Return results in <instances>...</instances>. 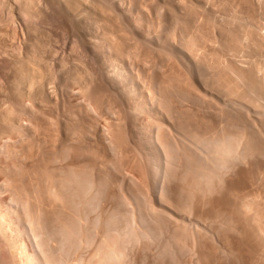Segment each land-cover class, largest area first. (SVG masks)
Here are the masks:
<instances>
[{"label":"rangeland","instance_id":"1","mask_svg":"<svg viewBox=\"0 0 264 264\" xmlns=\"http://www.w3.org/2000/svg\"><path fill=\"white\" fill-rule=\"evenodd\" d=\"M28 1H26V0H7V1L6 0H0V5H1L0 6V23H1L0 24L1 25L0 26V63L2 64V65L0 64V83H1L0 84V110H1L0 111V119L2 118L0 120V128H1L0 129L1 130L0 131L1 132L0 133V145H1L0 146V213L1 214L0 215L1 216L3 215L2 217L5 218L4 221H6V223L9 224V225L6 224V226H5V229L8 228L7 229L8 231L7 230L5 231L7 233L6 237L8 236V238L10 237L13 240L15 239L16 242L18 241L17 246L15 248L16 250L15 249L13 250V249H10L9 246H7L8 244H6L8 238L6 239V237L0 236V264H11V263H14V264H30L31 260H30L29 256L32 253H34V251H36L38 249L36 244H35L36 243L35 241H34L35 243L32 242V243H34V244H32L30 242V239L27 236V234L23 233V232H19V230L16 228L17 225L16 224L13 225L17 220L16 219V213H15L16 201L23 194L24 195L26 194V195L25 196L23 195L20 199H24V201H27L29 205L31 204L30 209L37 210L36 208H38L39 214L42 215L41 218L43 217L41 219V222L44 219L47 222L46 223L45 221H43V222H45L44 224L40 223V227H39L40 231L43 230L42 226L47 224V226H50V227H46V225H45V227L47 228L48 231L43 230L42 232H46V234L50 233L49 235L56 233V234H54V235H56L55 237H54V235H52V237H51V239L55 238V240L52 241L50 239L52 241L51 244L55 248H56V246H59V245H57L59 242V241L57 242V240L60 239V242H61V238H60L61 234L59 233L60 234V236H59V234H58V232H56V230L55 231L53 230L54 233H51V231H52L51 228L54 227V229H55L56 227L57 228L59 227L57 225L58 222H56L55 220H57V218L63 219L64 213H65L64 219H67V217H68V220H69L70 219L69 216H71V220L72 219L76 220L78 217L75 218V216H74L75 212L73 213V211L76 208V206H75L76 204H77V209L79 210V213L81 214V216L84 215L85 213L86 214L84 216H86V217H87V215L89 216L86 219L87 223L89 225L87 223H85L87 225L86 226L85 224H83L84 221H86L85 218H83L84 216L81 217L80 214L77 213L78 212V210H77L76 214L79 215L80 219L83 218V220H84V221L81 220L82 223L79 225L78 229L76 227L77 232L79 231V233H80V231H82L81 233H83V230H85L84 228L87 229L91 225L92 220L94 218H96V216L98 218L101 217V218H99V220L98 219L93 220L94 223H95V221L97 222V220H98V222L101 223V224L97 223V225H99V227L97 225L92 227L94 225L92 223L93 225L91 227L93 230L90 227H89V229H87V230H89V232H90V230H92L91 232L94 233L93 232L94 229L96 230L95 227H98V230H96V232L94 233V234H97V236L92 235V236H94L91 239L92 244L90 243V245L83 247V248H80L78 250V252H76V253H75V251L73 252V250H71V252H73V254H70L72 257H73V255L76 256V255L80 254L79 256H81V257L85 256L84 258L88 259L91 255H93V253H92L93 250L94 251L96 250V249H94V247L98 248L97 243L100 245V241L102 240L101 238L104 239L105 235L107 238L108 237H111V239L114 238L112 240L109 239V241H110V243L108 241L109 244L114 243L116 240L115 238L119 239L121 230L127 224L126 221L130 218V217L129 218H127V217L129 215H131L132 213H134L135 218H136V225L138 223H141V221H142V223H141L142 225L140 224V227L141 226L142 227L144 226V227H143V229H141L142 228L141 227L140 230H143L141 232H145V234L146 233L147 234L144 235L145 237L143 236L144 233L141 234V238H140L139 235L141 232L138 228V230H139L138 236L139 237L137 238V240H135V242L133 240L134 243L129 242L130 245H126V246L125 245L122 246L123 243L120 244V246H121L120 249H122V252L124 253L123 256H125L127 254L125 256V258H122V262H124L125 264H142L143 260H144L143 264H148V263L149 264H189V263L190 264H216V263H218V264H228V263L229 264H264V261H263L264 260V256H263L264 252L261 253L260 249H262V248L257 247V243H258V246L260 245L259 244L260 243L259 237L258 236L256 237V239H258V240H256L257 243L255 242V240H253L255 242L254 244H253V241L251 238L252 236L254 238L256 236V235L252 234L254 230L251 228V231H250V226H247V223L245 222L246 223L245 224L243 220H242L243 224L238 223L241 220L240 216H238V217H240L239 220H238V217L234 216L235 217V219H234L235 221H233L234 223L231 220L228 222V220L230 218L233 220V217H230L232 212L229 209H231V206L234 207V205H235V204L234 205L232 204L235 201L234 198L239 199L238 198L239 196L247 197V195H248L250 199H255L254 196H257L256 197L257 199L255 201L259 200L260 203L262 201H263L262 203H264V189H263L264 188V184H263V182H264V153L263 152L264 151L262 152V150H264V149L262 148V150H261L259 147V145L260 146L262 144L264 145V138H263L264 137V132H263L264 131V125H263V123H264V112H262L263 110L261 111L258 108H257L258 109V111H257L254 108L255 106L253 108L251 107L255 104L253 102V100L256 98V94L251 92L253 90H251L252 87L249 86V83H251L250 85L253 86L254 85L253 82H256V79H258L257 82L259 81V83L261 82L260 80H264L263 79L264 77H262V73L264 72V71L262 72V70L264 69L263 68L264 67V63H263L264 62V0H213L214 2L212 0H120L121 2L119 0H115V2H113L114 0H93V1L92 0H70L71 2H68L69 0H67V1L66 0H48L45 2H43L44 0H32V3L30 2V0H28ZM39 1H40V3L38 5ZM74 1H76L78 3V5ZM78 1L81 4H83V5H81V7H79L80 4ZM27 2H28V4H26ZM34 2H36V4H37L36 6L34 5ZM73 2L75 3V5H72ZM69 3H71V4H69ZM19 4H21V5H19ZM46 4H47V6H46ZM67 4L69 6H67ZM4 5H6V6H4ZM22 5L23 6L26 5L28 7L23 8ZM40 5H41V7H40ZM62 5L64 7L60 8L59 6H62ZM71 5L76 6V8L71 7ZM29 7H31V9H29ZM69 7H71L70 8L71 10L69 9ZM7 8H9L8 11H7ZM19 8L20 9L22 8L21 10H23V11L19 10ZM32 8H33V10H32ZM72 8H75V9L72 10ZM81 9H83V10H81ZM32 11H33V13H32ZM79 11L81 13H79ZM21 12L23 15L21 14ZM24 13H25V15H24ZM75 13H77V14H75ZM82 13H84V14H82ZM28 14H29V17H28ZM37 15H38V18H37ZM47 15H49V16L43 17V16H47ZM2 17H3V22H1ZM31 18H33V19H31ZM47 18L50 20H48ZM83 18H85V19H83ZM163 18H164V20H162ZM38 19H40V20H38ZM8 20H11V21H8ZM25 20H26V22H25ZM42 20H43V22H42ZM179 22H180V24H179ZM5 23H7V24H5ZM10 25H13L12 28ZM29 25L30 26L32 25V26L29 27ZM256 25H258V27H256ZM33 26H34V28H32ZM37 26H39V27H37ZM248 26H250L251 29L254 28V30H256L254 32L261 30L260 32L263 33L262 34L263 36L260 35L261 33L259 34V32L257 33V35L256 34L253 35L254 32ZM13 27H15V28L13 29ZM25 27H27V28H25ZM44 28H46V29H44ZM1 30H2V32H1ZM37 30L40 31V33H38ZM44 30L47 31V33ZM41 31H42V33H41ZM13 32H14V34H13ZM242 33L244 34V36ZM48 34H49V36H48ZM168 34H169V36H168ZM245 34H246V36L248 34L247 37L249 39L246 38ZM7 36H9V37H7ZM119 36H120V38H119ZM44 37H45V39H44ZM194 37L198 41H196V40L194 41ZM198 37H200V38H198ZM256 37L258 40L256 39ZM190 38H191V40H190ZM192 39H193V41H192ZM238 39H240V40H238ZM244 39H245V41H243ZM8 40H10V41H8ZM27 40H28V42H27ZM237 40H238V42H237ZM250 40H253L254 42L252 41L253 42L252 43ZM44 42H45V44H44ZM186 42L188 44L190 42L191 43L195 42L192 44L197 45V46H195V48L197 49V50L195 49L196 53H193V52H195L194 48H192L193 45L190 43L191 44V47H190ZM196 42H197V44H196ZM231 42H232V44L234 43L233 45L235 48H232L233 45L231 44ZM241 42H242V44H241ZM24 43L26 44V46ZM35 43L37 44V46ZM46 43H47V46H46ZM237 43H239L238 44L239 46L237 45ZM251 43L253 46L251 45ZM20 44H21V46H20ZM182 44H183V46H182ZM249 44H250V46H249ZM256 44H258V45H256ZM28 45H30V46H28ZM231 45H232V47H231ZM251 46L253 47L252 50L250 49ZM46 47H48V48L46 49ZM125 47H126V49H124ZM186 47H188V48H186ZM246 47H248V49ZM237 49H238V51H236ZM241 49H242V51H241ZM43 50H45V51H43ZM239 50H240V53H239ZM243 50L246 52H244ZM39 51H41V53ZM259 52H260V54H259ZM8 53H9V55H8ZM34 53H37V55ZM195 54H196V57L194 60L193 56H195ZM12 55H13V57L14 56H16V57L13 58ZM33 55H35L36 57H34ZM45 57H46V59H45ZM251 57H253V58H251ZM262 57H263V60H261ZM15 58H16V60H15ZM197 58L199 60H197ZM22 59L26 60V62L29 59L30 60L29 62H31V63L37 59L36 61H34V63H36L35 65L33 63L32 64L30 63V66L27 68L28 70L25 68L27 71L24 70V68H22L24 72L26 71V73L31 69V71H30L31 73L28 72L29 76H32V74L33 75L36 74V76H33V82H34L33 85L34 84L35 85L30 86L31 88L30 87L28 88L29 84H27V83L24 84L25 80H24V78L21 77V76H23V72H21L22 71L21 67L23 66L22 65L23 63L20 62V61H22ZM212 60L213 61L215 60V61L212 62ZM39 61L41 63H39ZM204 61H206V63ZM256 63H257V65H256ZM41 64H43V65H41ZM31 65L34 68H38L37 70H39V72L41 70L42 74L41 75L37 74V73H39L37 70L33 71ZM145 66H147L148 68L147 67L145 68ZM251 66H252V68H251ZM208 67H210V68H208ZM11 68H13V69H11ZM48 68L50 70H48ZM261 68H262V70H261ZM149 69H150V71H149ZM256 69L257 70L259 69V72L261 71L260 72L261 73L260 78H262V79H260L258 77L259 72ZM14 70L15 71L17 70V71L14 72ZM226 70L230 71V73ZM231 70L238 72V73L234 74L235 72H232ZM254 70H256V71H254ZM18 71H19V74H18ZM226 72H227V75L225 74ZM251 72L252 73L255 72L256 74L258 72L257 75L254 73V75L257 76V78H255L254 81L252 80L253 78L251 76H253V77H255V76L253 74H251ZM12 73H14V74H12ZM247 73H249L250 76H249V74L247 75ZM231 74L234 77H235V75L238 74L237 76L239 78L238 79H237V77L233 78V76H231ZM243 74H244V77L246 79L243 77ZM13 75H15V76H13ZM37 75L38 76L40 75V78H42L41 83L39 82L40 78H38ZM263 75H264V73H263ZM227 76H228V78L231 76L229 78V81H230L229 84L230 85L233 84V86H234V87L232 86L233 89H235V87L238 88V86H239L240 87L239 90L243 92L242 98L240 96H238L239 98L235 96L234 101L237 104L235 102H234L235 104H232L233 102H231L229 104V102H230L229 99L230 98L232 99L234 95L229 96V95H231V94H229L228 96H226L228 94L227 92H229L226 89H229V88H226V87L221 85L222 84L221 81H224L223 80L224 78H225V80L226 79L228 80V78H226ZM34 77H36V78H34ZM20 78H22V79H20ZM231 78L235 79L234 82H233V79H231ZM37 79H38V81H37ZM140 79H142V80H140ZM20 80H24V82L20 81ZM215 80H216V82H215ZM239 80L240 81L246 80L248 82V84H247V82H243V83H242V81L239 82ZM13 81H14V84L16 82L15 85L13 84ZM42 81H43V83H42ZM158 81H160V82H158ZM236 82H237V84H236ZM17 83H18V86H17ZM21 83H22V85H21ZM2 84H4V85L2 86ZM10 84H11V86H10ZM172 84H173V86L175 84L174 88H173ZM116 85H117V87H116ZM168 85H169V87H167ZM235 85H238V86H235ZM25 86L28 89H26ZM38 86L40 88H37ZM163 86H165L164 88H166V89H164ZM244 86L246 88H244ZM5 87H7V89ZM127 87H130V88L128 89ZM14 88H16V89H14ZM133 88H135L134 89L135 91L133 90ZM3 89H6V90H3ZM10 89H12V90H10ZM36 89H39V90H36ZM213 89H215V90H213ZM216 89H218V90H216ZM17 90L20 92H18ZM43 90H45V91H43ZM236 90H238V89H236ZM120 92H122V93H120ZM163 92H165V93L163 94ZM229 93H231V92H229ZM181 94H183L185 96H183ZM253 94H254V96H253ZM6 96H7V98H6ZM22 96H23V98H22ZM187 96L189 98H187ZM156 97L158 98V100L156 99ZM227 97L228 98L230 97V98L228 99ZM251 97H253V98H251ZM20 98H21V100H20ZM171 98H172V100H171ZM236 98H237V101H236ZM9 99L12 101L10 102ZM183 99H184V101H183ZM227 99H228V101H227ZM250 99H252V101ZM19 100H20V102H19ZM165 100H166V102H165ZM178 100H179V102H178ZM241 100H244V102ZM174 101H175V103H174ZM248 101L250 104L248 103ZM238 102L242 103L243 105L245 103V106L242 107L243 105L238 103ZM7 103H8V107H7ZM9 104H10V106H9ZM18 104H19V106H18ZM21 104H23V105H21ZM138 104L140 106H138ZM246 104H248L249 106ZM154 105H157V107ZM225 105L227 106L226 109H225V107H226ZM1 106H2V108H1ZM14 106H15V108H13ZM41 106L43 108H41ZM247 106H248V108H247ZM4 107H5V109H4ZM143 107H144V109H142ZM151 107H153L152 109L154 111L151 109ZM235 107H237V108L233 109ZM240 107H241V109H240ZM23 108H25V110ZM242 108H244V109H242ZM251 108L254 110L252 111ZM9 109L14 111L13 113L15 115ZM139 109H142V110H139ZM16 110H17V115H16ZM22 110H24V111H22ZM137 110H138V112H137ZM156 110L158 113L156 112ZM132 111H134V112L136 111V112L134 113ZM161 111H163V112L161 113ZM182 111L185 113H183ZM186 111H188V112H186ZM237 111L240 113V115H239V113H237ZM241 111H242V113L243 112L244 113L242 114ZM251 111L253 114L251 113ZM260 111H261V113L258 114V112H260ZM165 112H167V113H165ZM168 112H170V113H168ZM180 112H182V113H180ZM234 112H236V113L234 114ZM246 112L248 113V115L246 114ZM11 113H12V115H11ZM171 113H172V115H171ZM241 114H242L243 118L240 117ZM7 115H9V117ZM128 115H130V116H128ZM173 115H174V118H173ZM150 116H152V117H150ZM236 116H238L240 119ZM184 117L186 120L184 119ZM245 118H247V119H245ZM19 119H21V120H19ZM149 119H150V121H149ZM172 119H174V120H172ZM190 119H191V121H190ZM236 120H238V121L241 120V122L236 123L237 122ZM152 121H153V123H152ZM16 122H17V124H16ZM48 122L49 123L51 122L50 125ZM158 122L160 124L163 123L165 125L164 126H163V124L160 125V124H158ZM213 122H214V124H213ZM232 122H234V123H232ZM247 122H248V124H247ZM235 123L238 126H241L242 128L238 127ZM19 124H20V126H19ZM156 124H157V127L160 125V126H162L161 128H163L165 130L164 135H168V136H165V139L168 138L167 139L168 142H166V143L173 141L172 143L170 142L171 147L174 146V148H175L176 145L180 143L179 145H177L178 147H176V149H178V151L176 149L173 150L174 153H175V151H177L176 155L171 151L173 153V156L176 157V159H173L171 154L170 155L165 154L163 150H160V151L163 152L164 154H162L159 151L161 153V155H160L161 157L156 155V154L159 155V153H157L158 151H155V148L160 143V141H159V143L157 142L158 139H157V135H156L157 132L159 131L156 129H159L160 126L157 128ZM219 124L224 126L223 129L226 128L224 131L225 136L228 132H229L228 134H231L233 136H235L236 134H237L236 136H238V135L244 136L245 135L244 137L246 140L244 139V137L242 139L243 140L242 141L243 148H241V146H242L241 145L239 148L240 151L238 150L239 151L238 153H240L239 154L240 159H239V157L237 159H236V157H234L235 159L234 158H233L234 160L232 159L231 164H230V162H231V160H230V162L228 163V166H226L227 168L225 167L226 170L230 168L229 171L227 170L228 171L227 172L224 169V171L226 173L223 170H221V171H223L221 173V171H219L220 169L217 168L216 174L219 173V174H217V175H219L217 179H220V181H221V179L223 180V182L220 183L216 179L217 176L214 177V181H217V183H219L221 186V188L219 187L220 189L218 190V192H215V194H214V192H210L209 194H211V195H207L206 193H201L202 196L199 195V192H196L197 194L193 198L191 196H192V194L195 195V193H192L193 191H195L194 189H193V191L191 190L192 194L190 196L187 193L188 189L190 190V188H188L187 184H189L192 181L193 178H191V177L194 174L192 172H195V171H193V166H194V169L195 168L199 169L200 167L199 166L197 167L196 165L199 163L202 164L204 162L203 168H205V170H206L207 168L212 167L211 165H215L214 164L215 162H214V160L213 161L210 160L211 162L208 163V160H206V157H205V153L203 152V155H202L201 148H198V145L196 143H191L193 141H191L190 140L191 138H188V137L189 136L193 137L194 134H196L197 136L195 135L194 137L199 138V133L200 134L202 133V135H200V136L203 138V136H204L203 134H205V136H206V135H208V133L210 131H211V133H214L215 130L213 129V127L216 130L222 129V126H219ZM245 124L247 126L251 125L250 127H252V131H251V129H249V127H244L243 125H245ZM14 125H16V126H14ZM44 125L46 126V128ZM67 125H69V126H67ZM70 125H72V126H70ZM153 125H155L156 128L153 127ZM166 125H167V127H166ZM225 125H227V126H225ZM233 125H235V126H233ZM98 126H99V128H98ZM150 126H152V127H150ZM193 126H194V128H193ZM20 127H21V129H20ZM235 127H236V129H235ZM153 128H155V129H153ZM18 129L22 130V131H20L21 133H19ZM50 129H51V131H50ZM166 129H167V131H166ZM190 129H192V130H190ZM231 129L233 130V132ZM241 129L242 130L244 129L245 134L243 133V131H241ZM3 130H5V131H3ZM15 130H16V133H15ZM149 130H152V131H149ZM153 130H156L157 132L153 131ZM169 130H171L172 132ZM188 131H191V132H188ZM198 131H200V132H198ZM235 131L236 132L238 131V133L233 134V133H235ZM253 131H254V134H253ZM255 131H257V132H255ZM246 133H248V134H246ZM3 134H5V135H3ZM28 134H29V136H28ZM162 134H163V132L161 134H159V136H161ZM20 135H21V137H20ZM169 135H170V137H169ZM255 135H256V137H255ZM262 135H263V137H262ZM205 136H204V138H205ZM249 136H251V137H249ZM11 138H12V140H11ZM250 138H253V139H251L252 141H250ZM257 138H259V139H257ZM28 139H29V141H28ZM262 139H263V142H262ZM259 140H261V141H259ZM245 141H247V142H245ZM256 141H258V142H256ZM244 142H245V144H243ZM249 142L251 144H252V142L256 143V144H252L253 146L256 145L255 148L251 145L254 148L253 149L254 152L250 149L253 152V153H251V155H250V150H249V148H251ZM154 143L155 144L157 143L158 145L154 146ZM13 144H14V146H13ZM247 145L249 146V148L246 149L245 147H248ZM47 146H48V149H47ZM258 147L260 150L257 151ZM26 148H28V149H26ZM188 148H189V151H188ZM153 149H154V152L152 151ZM170 149L171 148H169V151H170ZM255 149H256V151H255ZM19 150H20V152H19ZM156 150H158V148ZM246 150H247L248 154L247 155L245 154V156H246V158H245L243 155H244V153H246L245 152ZM26 151H27V153H26ZM32 151H35V152H32ZM81 151L83 152V154ZM169 151H167V152H169ZM260 151H261V153H260ZM152 152H153V154L156 152V154H154L155 158L152 155ZM198 152H199V154H201V158H199V160L197 157ZM241 152H244V153H241ZM49 153H50V155H49ZM195 154H197V155H195ZM257 154H259V155L257 156ZM192 155H193V157H192ZM194 155H195V157H194ZM151 156L153 157V160L157 159V157H158V159L156 160L157 162L159 161L158 165H157L158 168L156 167L157 162L154 161L156 163L155 164L153 162V160L151 161V159H152ZM168 156H169V159L166 160V158H168ZM170 156H171L172 160H170L171 159ZM255 156H256V158H255ZM28 157H29V159H28ZM202 157H205V159ZM103 158H104V160H103ZM188 158L190 161L189 163H191L190 166H189V164H186V163H188V161H187ZM200 159L202 161H200ZM249 159H251V160H249ZM51 160H54V161L52 162ZM105 161H107V163ZM173 161H175V162H173ZM233 161H235V162H233ZM107 164H108V166H107ZM205 164L209 167L206 168ZM229 164L232 165V167H230ZM90 166H91V168H90ZM74 167H75V169H77V171H79L78 173L81 175H80V180L78 179V182H76V180H72V183H73V181L76 183H79L82 179V175L84 176L85 174H86L85 176L87 177V179H86V177H84V178L86 180L92 181V182L94 181L93 186L95 187L94 188L95 190L93 189L92 191H93V193H96V194L92 193L91 198H90L91 193L89 194L90 196L89 195L86 196V198H88V199L90 198L89 201H87V199L84 198L85 197V196H83V195H85L84 191L81 192V190H83L82 187H83L85 182L83 183V185L81 184L82 187H81L80 183L83 182L84 178L82 179V182L77 184L79 186L78 188L81 187V189L79 190L80 191L79 194H78V188L75 187L76 183L75 184L70 183V186L73 185L72 188H77L76 189L77 194L75 193L76 195L73 194L74 193V192H72L73 189L71 191V187H69V184L67 185V183H69L71 181L70 179H69L70 180L69 182L67 180L68 178L71 177L69 174L70 169L74 168ZM190 167H192V168H190ZM78 168H80V169H78ZM169 168L173 169V170L171 171ZM187 168H190V169H187ZM185 170L188 172L186 173ZM191 170H192V172H191ZM255 170H257L258 172L256 173ZM87 171H89V172H87ZM201 171H202V168H200V171L197 170V172H199L200 174L201 173L203 174V172H201ZM253 171L255 174L253 173ZM155 172H157V173H155ZM261 172L263 173V175L260 174ZM3 173H4V175H3ZM44 173H47V174H44ZM227 173H229V174H227ZM48 174L50 175V177ZM155 174H157L158 176ZM187 174H189V176H187ZM222 174L224 175L223 177H221ZM51 175H53V176H51ZM88 175H89V179H88ZM185 175H186L188 180L184 177ZM45 176H47L49 178L46 179L47 177H45ZM62 176H69V177L67 178V177H62ZM90 176H91V178H90ZM153 176H155V177H153ZM172 176H173V178H172ZM196 176H197V174H196ZM261 176H262V178H261ZM113 177H114V179H113ZM248 177H250V178H248ZM10 179H11V181H10ZM51 179H52V184H54L53 186H55V188L58 187L56 189V191L58 192L60 190L59 192L61 194L58 192L59 193L58 195H60L59 197L64 196L63 198H58L57 200L55 197L56 201H53L54 198L50 200V198H52V196H53L50 193V189H51L50 186L52 185ZM63 179H65L67 181H65ZM156 179H158V180L156 181ZM200 179H201V177H200ZM61 181H63V183H61ZM182 181H184V182H182ZM185 181H187V182H185ZM255 181H256V183H255ZM258 181H259V183H258ZM64 182L66 183L67 187H69V189L68 188L66 189V187H64V185H63ZM55 183H57V184L60 183V184L57 185ZM217 183L216 182L214 183V184H216L215 186L218 185ZM61 184H62L61 188L63 190L60 188ZM107 184L109 186H107ZM162 184L164 185V187ZM214 184H213V187H215ZM252 184H254V185H252ZM260 184L261 185L263 184L262 185L263 188L261 187ZM18 185L19 186L21 185L20 188ZM232 185H234V186H232ZM158 186H161V187H158ZM235 186H237V187H235ZM47 187L49 188V191H47L48 190ZM85 187H86V185L83 188L86 189ZM64 189H65V191H64ZM165 189H166V191H165ZM184 189H186L187 191H184ZM181 190H183V191H181ZM74 191H75V189H74ZM162 191H164V194L161 195V193H163ZM220 191H221V193H220ZM46 192L47 193L49 192L51 195L50 194L47 195ZM200 192H202V191H200ZM80 193L82 194L81 195L82 197L80 196L81 199L84 198L87 203L92 201L93 204H91L92 202H90L89 203L90 205H87L84 200H80V198L78 196V195H80ZM180 193L181 194L183 193V194L181 195ZM212 193H213V195H212ZM187 194H188V198H187ZM205 194H206V197H205ZM37 195H39V196H37ZM123 195H125V196H123ZM164 195L166 196L165 199L163 198ZM258 195H259L260 199L258 198ZM99 196H101V197H99ZM208 196H209V199H211L214 196L211 200L212 207H211V205H209L210 201L208 199ZM32 197H34V198H32ZM204 197H205V199H204ZM224 197H226V198H224ZM26 198H27V200H26ZM76 198H78L79 200L77 199L78 201H76ZM217 198H218V201H216ZM59 199L61 201V203L59 202V204L61 206H62V200L61 199H63V201H65V202H63L64 207H61L58 204L57 201H59ZM160 199H162V200H160ZM207 199H208L207 204L209 205V208H207L208 205L205 203V201ZM213 199H216V200L214 201ZM163 200H164V205L166 204L165 205L166 207L162 203ZM166 200L170 201L169 202L170 204H168ZM221 200H223V201H221ZM229 200L230 201L234 200V201L230 202ZM74 201H76L78 203L74 204ZM80 201H84V203L86 205ZM132 201H133V203H132ZM135 201H136V203H135ZM202 201H204V203ZM224 201L227 204H225ZM237 201L238 200H236V202ZM33 202H35V203L32 206ZM38 202H40L39 203L40 205H38ZM50 202L52 204H50ZM67 202H69V203H67ZM79 202L81 204H83L85 207H81L83 205H81ZM171 202L173 204H171ZM185 202L187 204L192 203V207L189 206V205H191V204H189L188 205L189 209H188L186 207L187 205ZM197 202H199V203H197ZM216 202H218L219 204ZM221 202L223 204H221ZM229 202L231 203V206H230ZM72 203H73V206H72ZM161 203L163 206L161 205ZM181 203L182 204L185 203V204L182 205ZM56 204H58L59 206ZM95 204L98 206H95ZM126 204H127V207H126ZM200 204H201V206H200ZM256 204H258V203H256ZM41 205H43V207ZM65 205H66V207H65ZM93 205H94V207H93ZM151 205H152V209H151ZM153 205L154 206L156 205L155 208H157V210L161 209L162 211L164 210L165 212L163 213L162 211L161 212L159 210L157 211L154 208V210L157 211L160 215L158 214V216H157L156 214H154L155 211L153 213L152 212L150 213L149 211L153 210V207H154ZM168 205L170 206V208ZM173 205L175 206V208L177 210L174 208ZM213 205L217 206V208ZM220 205L222 206V208L220 207ZM226 205H228V206H226ZM87 206L90 207V212H88L89 208ZM167 206H168V208H167ZM182 206H184V209ZM84 208H85V212L82 213L84 211ZM91 208H92V210H91ZM186 208L188 209V211ZM190 208H193V210ZM54 209H55V211H54ZM86 209H87V211H86ZM143 209L146 211H144ZM171 209H172V211H171ZM182 209L184 210V212L183 211L181 212V214H183V215H181L179 213ZM213 209H214V211H213ZM221 209L224 212L223 216H222L223 212L222 211L220 212ZM11 210L14 212V214ZM51 210H52V212H51ZM38 211H37V213H38ZM42 211H45V213ZM139 211H140V214H139ZM166 211H167V213H166ZM185 211H186V213H185ZM200 211H202V212L200 213ZM211 211H212V213H211ZM216 211L219 212V214ZM58 212L61 214L58 215ZM170 212H171V215H167ZM214 212L217 213V218L219 219V222H217V223L215 222L217 220V218H216V214ZM42 213H44V215ZM69 213H71V214L73 213L72 214L73 218H72V215H68ZM172 213H173V215H172ZM54 214H56L57 217ZM110 214H111V216H109ZM121 214L124 216H122ZM141 214L143 215L144 219L141 216ZM191 214H193L194 216ZM211 214L213 215V217L215 216L216 220L212 217ZM161 215H166V217L165 216L163 217ZM179 215L181 216V219L177 217ZM200 215H201V217L203 216V218L206 217L205 218L206 221L208 220L207 217L210 218V216H211L209 221H211V219L213 221V219H214L213 223H215V224L210 223L211 224V226H210L208 221L206 222L205 219H203L201 221V223L204 222L203 223L204 225L201 226V224L200 223L199 224L202 227V229H204L206 231H204V230L200 231L201 233H204V234L201 235V233H200L199 234L200 236H199V235H197L198 234L197 232H199V230L197 231V228H195V227H198L199 224H198V226L195 224H197V222H198L197 219H198V217L200 218ZM156 216H157V218H156ZM111 217L116 218V219L112 218L113 222H114L113 224H115L117 226V227L116 226L113 227V229L111 228V226H113L112 224L107 226L109 223L107 220L111 219ZM124 217H126V218L124 219ZM173 217L177 218V220H179V221L181 220V222H182L181 225H180V222L176 221V219L174 220ZM185 217H187V219H184ZM243 217H245V216H242V218ZM120 218H122V219H120ZM182 218L184 220H186V222H189V224L186 222H183L184 220ZM50 219H51V221H50ZM88 219H90V220H88ZM100 219H103V220H100ZM192 219L194 221H197V222L196 223L192 222L195 224H190V222L193 221ZM201 219L202 218L199 219V222ZM226 219H228V220H226ZM68 220H64V221H68ZM109 221L112 223L111 220H109ZM143 221H144V223H143ZM220 221H221V223H220ZM254 221L255 220L251 221V224L252 225L255 224L254 226H257L258 222L255 223ZM12 222H13V224H12ZM72 222H74V221L72 220ZM89 222H91V223H89ZM178 222H179L180 226L178 225ZM55 223H57V224H55ZM105 223H107V224H105ZM118 223H120V225ZM185 223H186L185 227H188V225L191 226V227H188L189 230H187L188 228L185 229L183 227L185 225ZM230 223L234 226V228L235 227L236 228L234 229L232 225L229 226ZM220 224H221V226H218ZM244 224H245V226H247V228H249V230L244 226ZM81 225H83L82 226L83 229L80 228ZM84 225H85V227H84ZM138 225H137V227H139ZM157 225L159 227H157ZM192 225L194 226V230L196 229L195 231L197 233V234L195 233L196 235L195 234H193V235L200 237V239L196 238V237H195L196 238L195 239V238H193L194 236L191 235L192 233L190 234V232L192 231L191 228H193ZM208 225L210 228L208 227ZM241 225H243L245 228ZM73 226L75 227V225H73ZM258 226L260 227L259 224H258ZM28 227H29V225L26 226V228H28ZM106 227L111 228L112 233H113L114 229H115V231L118 229L120 230L121 228L122 229L120 231L118 230L119 234H118V231H116L115 234L111 233V235H116V233H117V235H119L118 237L117 236L112 237L110 235L109 236L107 235L111 231H110V229H108L109 232H108V230L106 231ZM166 227H167V229H166ZM174 227H176V228H174ZM199 227H198V229L201 228V227L200 228ZM48 228H50V229H48ZM207 228H208V230H207ZM242 228H243V230H242ZM256 228H258V227H256ZM260 228H263L262 225ZM176 229H177V231H174ZM178 230H180V231H178ZM241 230H242V232H245L244 230H248V231L246 233L242 234ZM57 231H59V229ZM105 231L107 234L105 233ZM150 231H151V233H150ZM184 231H185V233H184ZM221 231H222V234H221ZM249 231H250V233L252 232L251 236H250ZM256 231H259V228ZM86 232H88V231H86ZM86 232L83 234L80 233L81 236L83 235V238H84V236H86ZM181 232L183 235L181 234ZM225 233H226V235H225ZM87 234H89L90 236L89 235H87V236H89L91 238V234L90 233H87ZM149 234L150 235L152 234V235L150 236ZM246 234H247V236H244ZM57 235L59 237L58 239L56 238ZM233 235H234V237H232ZM147 236H149L150 238ZM95 237H96V240H93V238L95 239ZM106 237H105V241H106ZM90 238H88V239L84 238V239L85 240L87 239L89 241ZM40 239H42V238H40ZM40 239H39V241H40ZM197 239H199V240H197ZM47 240H49V239H47ZM113 240H114V242H113ZM228 240H230V241H228ZM247 240L248 241L251 240V242L249 241L251 244L248 243ZM93 241H95L94 242V243H96L95 245H94ZM103 241L104 240H102L101 243ZM46 242L47 241H45V243ZM50 242L47 244L50 245ZM60 242H59V244H60ZM147 242H149V243H147ZM194 242L195 243L197 242V243L195 244ZM233 242H235V243H233ZM224 243L228 246H225ZM247 243L250 245H247ZM125 244H127V242H125ZM170 244H171V246H170ZM52 245H50L49 248ZM191 245H192V247H191ZM245 245H246V247H245ZM28 246H30V248H28ZM200 246H201V248H200ZM53 247H51V248H53ZM260 247H261V245H260ZM55 248H53V249H55ZM123 248H126V249L128 248V249H127V251H126V249H124V251H123ZM249 248H251L253 250V252H250L252 250ZM56 249H59V248L57 247ZM178 249H179V251H177ZM229 250L231 252H228ZM236 250H238V251H236ZM254 250H256V251H254ZM10 251H12V252H10ZM56 251H55V253H57ZM80 251L82 253H79ZM234 251H236V252H234ZM255 252H257V253H255ZM11 253H13L15 255V257H14V255L12 256ZM198 253H199V255H198ZM89 254H91V255H89ZM165 254H167V255H165ZM225 255H227L228 257ZM161 256H164V257H161ZM257 256L258 257L261 256V258L260 257L258 258ZM76 257H78V256H76ZM13 258H14V260H13ZM239 258H241V259H239ZM75 259L76 258L74 257L73 262ZM223 261H225V262H223ZM196 262H198V263H196Z\"/></svg>","mask_w":264,"mask_h":264},{"label":"bare ground","instance_id":"2","mask_svg":"<svg viewBox=\"0 0 264 264\" xmlns=\"http://www.w3.org/2000/svg\"><path fill=\"white\" fill-rule=\"evenodd\" d=\"M6 1H7V0H6ZM26 1H28V0H26ZM45 1H48V0H44L43 2H45ZM66 1H67V0H66ZM66 1H65V2H66ZM92 1H93V0H92ZM119 1H120V0H119ZM212 1H213V0H212ZM2 2H3V1H2ZM28 2H29V1H28ZM28 2H27L26 4H28ZM30 2L32 3V0H30ZM68 2H71V1L69 0ZM74 2L77 3L76 1H74ZM74 2H73V3H74ZM78 2H79V1H78ZM113 2H115V0H114ZM120 2H121V1H120ZM170 2H171V1H170ZM207 2H208V1H207ZM213 2H214V1H213ZM14 3H15V2H14ZM19 3H20V2H19ZM39 3H40V1L38 2V5H39ZM73 3H72V5H75V3H74V4H73ZM160 3H161V2H160ZM205 3H206V2H205ZM24 4H25V3H24ZM29 4H30V3H29ZM47 4H48V3H47ZM47 4H46V6H47ZM69 4H71V3H69ZM79 4H80L79 7H81V5H83V4H81L80 2H79ZM96 4H97V3H96ZM110 4H111V3H110ZM231 4H232V3H231ZM19 5H21V4H19ZM30 5H31V4H30ZM34 5H35V6L37 5L36 2H34ZM44 5H45V4H44ZM48 5H49V4H48ZM72 5H71V7H75V8H76V6H72ZM77 5H78V3H77ZM98 5H99V4H98ZM143 5H144V4H143ZM0 6H1V5H0ZM4 6H6V5H4ZM67 6H69V5L67 4ZM114 6H115V5H114ZM138 6H139V5H138ZM153 6H154V5H153ZM160 6H161V5H160ZM234 6H235V5H234ZM22 7L24 8V7H28V6H26V5L23 6V5H22ZM37 7H38V6H37ZM40 7H41V5H40ZM42 7H43V6H42ZM44 7H45V6H44ZM59 7L61 8V7H64V6L62 5V6H59ZM71 7H69V9H70ZM82 7H83V6H82ZM111 7H112V6H111ZM157 7H158V6H157ZM180 7H181V6H180ZM75 8H72V10H74ZM178 8H179V7H178ZM185 8H186V7H185ZM215 8H216V7H215ZM4 9H5V8H4ZM8 9H9V8H7V11H8ZM21 9H22V8H21ZM21 9L19 8V10H21ZM29 9H31V7H29ZM29 9H28V10H29ZM36 9H37V8H36ZM39 9H40V8H39ZM41 9H42V8H41ZM47 9H48V8H47ZM132 9H133V8H132ZM155 9H156V8H155ZM238 9H239V8H238ZM14 10H15V9H14ZM26 10H27V9H26ZM26 10H25V11H26ZM32 10H33V8H32ZM37 10H38V9H37ZM42 10H43V9H42ZM44 10H45V9H44ZM70 10H71V9H70ZM78 10H79V9H78ZM81 10H83V9H81ZM96 10H97V9H96ZM101 10H102V9H101ZM213 10H214V9H213ZM226 10H227V9H226ZM21 11H23V10H21ZM52 11H53V10H52ZM66 11H67V10H66ZM68 11H69V10H68ZM84 11H85V10H84ZM173 11H174V10H173ZM196 11H197V10H196ZM13 12H14V11H13ZM28 12H29V11H28ZM28 12H27V13H28ZM30 12H31V11H30ZM88 12H89V11H88ZM109 12H110V11H109ZM118 12H119V11H118ZM32 13H33V11H32ZM40 13H41V12H40ZM45 13H46V12H45ZM77 13H78V12H77ZM77 13H75V14H77ZM79 13H81V12L79 11ZM102 13H103V12H102ZM149 13H150V12H149ZM198 13H199V12H198ZM241 13H242V12H241ZM5 14H6V13H5ZM5 14H4V15H5ZM21 14H22V12H21ZM37 14H38V13H37ZM48 14H49V13H48ZM59 14H60V13H59ZM82 14H84V13H82ZM87 14H88V13H87ZM91 14H92V13H91ZM99 14H100V13H99ZM228 14H229V13H228ZM232 14H233V13H232ZM246 14H247V13H246ZM22 15H23V14H22ZM22 15H21V16H22ZM24 15H25V13H24ZM43 15H44V14H43ZM97 15H98V14H97ZM140 15H141V14H140ZM173 15H174V14H173ZM198 15H199V14H198ZM13 16H14V15H13ZM48 16H49V15H47V16H43V17H48ZM91 16H92V15H91ZM156 16H157V15H156ZM167 16H168V15H167ZM14 17H15V16H14ZM19 17H20V16H19ZM22 17H23V16H22ZM22 17H21V18H22ZM28 17H29V14H28ZM35 17H36V16H35ZM94 17H95V16H94ZM196 17H197V16H196ZM5 18H6V17H5ZM11 18H12V17H11ZM37 18H38V15H37ZM88 18H89V17H88ZM91 18H92V17H91ZM104 18H105V17H104ZM234 18H235V17H234ZM31 19H33V18H31ZM34 19H35V18H34ZM41 19H42V18H41ZM47 19H48V18H47ZM83 19H85V18H83ZM89 19H90V18H89ZM94 19H95V18H94ZM101 19H102V18H101ZM105 19H106V18H105ZM120 19H121V18H120ZM38 20H40V19H38ZM48 20H50V19H48ZM107 20H108V19H107ZM115 20H116V19H115ZM155 20H156V19H155ZM158 20H159V19H158ZM162 20H164V18H163ZM178 20H179V19H178ZM181 20H182V19H181ZM195 20H196V19H195ZM8 21H11V20H8ZM16 21H17V20H16ZM78 21H79V20H78ZM90 21H91V20H90ZM121 21H122V20H121ZM1 22H3V17H2V21H1ZM25 22H26V20H25ZM28 22H29V21H28ZM36 22H37V21H36ZM42 22H43V20H42ZM158 22H159V21H158ZM174 22H175V21H174ZM19 23H20V22H19ZM33 23H34V22H33ZM66 23H67V22H66ZM87 23H88V22H87ZM93 23H94V22H93ZM194 23H195V22H194ZM0 24H1V23H0ZM5 24H7V23H5ZM5 24H4V25H5ZM73 24H74V23H73ZM110 24H111V23H110ZM139 24H140V23H139ZM152 24H153V23H152ZM179 24H180V22H179ZM47 25H48V24H47ZM191 25H192V24H191ZM243 25H244V24H243ZM258 25H259V24H258ZM258 25H256V27H258ZM0 26H1V25H0ZM10 26H11V28H12L13 25H10ZM15 26H16V25H15ZM31 26H32V25H31ZM31 26L29 25V27H31ZM124 26H125V25H124ZM245 26H246V25H245ZM37 27H39V26H37ZM40 27H41V26H40ZM163 27H164V26H163ZM184 27H185V26H184ZM248 27L250 28V26H248ZM7 28H8V27H7ZM14 28H15V27H13V29H14ZM17 28H18V27H17ZM25 28H27V27H25ZM32 28H34V26H33ZM118 28H119V27H118ZM182 28H183V27H182ZM244 28H245V27H244ZM44 29H46V28H44ZM79 29H80V28H79ZM109 29H110V28H109ZM121 29H122V28H121ZM131 29H132V28H131ZM142 29H143V28H142ZM166 29H167V28H166ZM250 29H251V28H250ZM250 29H249V30H250ZM255 29H256V28H255ZM11 30H12V29H11ZM15 30H16V29H15ZM42 30H43V29H42ZM77 30H78V29H77ZM128 30H129V29H128ZM186 30H187V29H186ZM251 30H252L253 32L256 31V30H254V28L251 29ZM251 30H250V31H251ZM4 31H5V30H4ZM9 31H10V30H9ZM37 31H38V30H37ZM44 31H45V30H44ZM104 31H105V30H104ZM107 31H108V30H107ZM133 31H134V30H133ZM159 31H160V30H159ZM163 31H164V30H163ZM237 31H238V30H237ZM245 31H246V30H245ZM252 31H251V32H252ZM260 31H261V30H259V31H257V32H254L253 35H254V34L257 35L258 32H259V34H260V33H261ZM1 32H2V30H1ZM16 32H17V31H16ZM29 32H30V31H29ZM45 32L47 33V31H45ZM108 32H109V31H108ZM110 32H111V31H110ZM115 32H116V31H115ZM196 32H197V31H196ZM251 32H250V33H251ZM4 33H5V32H4ZM6 33H7V32H6ZM35 33H36V32H35ZM38 33H40V31H38ZM41 33H42V31H41ZM48 33H49V32H48ZM112 33H113V32H112ZM148 33H149V32H148ZM160 33H161V32H160ZM188 33H189V32H188ZM13 34H14V32H13ZM36 34H37V33H36ZM195 34H196V33H195ZM198 34H199V33H198ZM242 34H243V33H242ZM251 34H252V33H251ZM262 34H263V33H261L260 35H262ZM2 35H3V34H2ZM6 35H7V34H6ZM6 35H5V36H6ZM41 35H42V34H41ZM68 35H69V34H68ZM75 35H76V34H75ZM98 35H99V34H98ZM113 35H114V34H113ZM118 35H119V34H118ZM126 35H127V34H126ZM132 35H133V34H132ZM160 35H161V34H160ZM173 35H174V34H173ZM183 35H184V34H183ZM188 35H189V34H188ZM199 35H200V34H199ZM11 36H12V35H11ZM44 36H45V35H44ZM46 36H47V35H46ZM48 36H49V34H48ZM121 36H122V35H121ZM124 36H125V35H124ZM124 36H123V37H124ZM168 36H169V34H168ZM191 36H192V35H191ZM243 36H244V34H243ZM245 36H246V34H245ZM247 36H248V34H247ZM247 36H246V38H248ZM250 36H251V35H250ZM250 36H249V37H250ZM262 36H263V35H262ZM262 36H261V37H262ZM7 37H9V36H7ZM69 37H70V36H69ZM113 37H114V36H113ZM149 37H150V36H149ZM152 37H153V36H152ZM184 37H185V36H184ZM186 37H187V36H186ZM254 37H255V36H254ZM11 38H12V37H11ZM11 38H10V39H11ZM15 38H16V37H15ZM15 38H14V39H15ZM40 38H41V37H40ZM117 38H118V37H117ZM119 38H120V36H119ZM121 38H122V37H121ZM126 38H127V37H126ZM155 38H156V37H155ZM159 38H160V37H159ZM198 38H200V37H198ZM236 38H237V37H236ZM246 38H245V39H246ZM250 38H251V37H250ZM4 39H5V38H4ZM25 39H26V38H25ZM31 39H32V38H31ZM44 39H45V37H44ZM113 39H114V38H113ZM184 39H185V38H184ZM186 39H187V38H186ZM240 39H241V38H240ZM240 39H238V40H240ZM245 39H244L243 41H245ZM248 39H249V38H248ZM256 39H257V37H256ZM12 40H13V39H12ZM39 40H40V39H39ZM115 40H116V39H115ZM121 40H122V39H121ZM140 40H141V39H140ZM174 40H175V39H174ZM190 40H191V38H190ZM195 40H196V39H195V37H194V41H195ZM202 40H203V39H202ZM238 40H237V42H238ZM257 40H258V39H257ZM262 40H263V39H262ZM8 41H10V40H8ZM13 41H14V40H13ZM18 41H19V40H18ZM20 41H21V40H20ZM30 41H31V40H30ZM35 41H36V40H35ZM142 41H143V40H142ZM144 41H145V40H144ZM185 41H186V40H185ZM192 41H193V39H192ZM196 41H198V40H196ZM222 41H223V40H222ZM234 41H235V40H234ZM241 41H242V40H241ZM246 41H247V40H246ZM250 41L252 42L253 40H250ZM259 41H260V40H259ZM6 42H7V41H6ZM25 42H26V41H25ZM27 42H28V40H27ZM38 42H39V41H38ZM38 42H37V43H38ZM119 42H120V41H119ZM187 42H188V41H187ZM187 42H186V43H187ZM228 42H229V41H228ZM235 42H236V41H235ZM253 42H254V41H253ZM253 42H252V43H253ZM15 43H16V42H15ZM30 43H31V42H30ZM30 43H29V44H30ZM39 43H40V42H39ZM42 43H43V42H42ZM42 43H41V44H42ZM49 43H50V42H49ZM111 43H112V42H111ZM127 43H128V42H127ZM147 43H148V42H147ZM190 43H191V42H190ZM190 43H189V44L187 43V44L191 47V44H192V43H195V42H192L191 44H190ZM226 43H227V42H226ZM252 43H251V45H252ZM2 44H3V43H2ZM22 44H23V43H22ZM24 44H25V43H24ZM33 44H34V43H33ZM35 44H36V43H35ZM44 44H45V42H44ZM114 44H115V43H114ZM196 44H197V42H196ZM200 44H201V43H200ZM227 44H228V43H227ZM231 44H232V42H231ZM233 44H234V43H233ZM233 44H232V45H233ZM238 44H239V43H237V45H238ZM241 44H242V42H241ZM258 44H259V43H258ZM258 44H256V45H258ZM16 45H17V44H16ZM192 45H193V44H192ZM198 45H199V44H198ZM232 45H231V47H232ZM245 45H246V44H245ZM259 45H260V44H259ZM20 46H21V44H20ZM22 46H23V45H22ZM25 46H26V44H25ZM28 46H30V45H28ZM36 46H37V44H36ZM46 46H47V43H46ZM110 46H111V45H110ZM127 46H128V45H127ZM182 46H183V44H182ZM195 46H197V45H193V46H192V48H194V51H195V52H193V53H196V50H197V49L195 48ZM204 46H205V45H204ZM224 46H225V45H224ZM226 46H227V45H226ZM238 46H239V45H238ZM246 46H247V45H246ZM249 46H250V44H249ZM252 46H253V45H252ZM252 46H251V47H252ZM43 47H44V46H43ZM119 47H120V46H119ZM146 47H147V46H146ZM244 47H245V46H244ZM244 47H243V48H244ZM251 47H250V49L252 50L253 47H252V48H251ZM254 47H255V46H254ZM32 48H33V47H32ZM47 48H48V47H46V49H47ZM66 48H67V47H66ZM183 48H184V47H183ZM186 48H188V47H186ZM192 48H191V49H192ZM198 48H199V47H198ZM203 48H204V47H203ZM225 48H226V47H225ZM232 48H235L234 45H233ZM238 48H239V47H238ZM243 48H242V49H243ZM246 48L248 49V47H246ZM10 49H11V48H10ZM13 49H14V48H13ZM13 49H12V50H13ZM22 49H23V48H22ZM42 49H43V48H42ZM59 49H60V48H59ZM112 49H113V48H112ZM124 49H126V47H125ZM195 49H196V50H195ZM242 49H241V51H242ZM244 49H245V48H244ZM247 49H246V50H247ZM250 49H249V50H250ZM34 50H35V49H34ZM38 50H39V49H38ZM54 50H55V49H54ZM97 50H98V49H97ZM114 50H115V49H114ZM2 51H3V50H2ZM13 51H14V50H13ZM15 51H16V50H15ZM20 51H21V50H20ZM43 51H45V50H43ZM58 51H59V50H58ZM104 51H105V50H104ZM191 51H192V50H191ZM234 51H235V50H234ZM236 51H238V49H237ZM243 51H244V50H243ZM247 51H248V50H247ZM39 52L41 53V51H39ZM46 52H47V51H46ZM119 52H120V51H119ZM164 52H165V51H164ZM180 52H181V51H180ZM184 52H185V51H184ZM203 52H204V51H203ZM203 52H202V53H203ZM244 52H246V51H244ZM244 52H243V53H244ZM9 53H10V52H9ZM9 53H8V55H9ZM19 53H20V52H19ZM50 53H51V52H50ZM114 53H115V52H114ZM197 53H198V52H197ZM239 53H240V50H239ZM16 54H17V53H16ZM34 54L37 55V53H34ZM38 54H39V53H38ZM42 54H43V53H42ZM48 54H49V53H48ZM102 54H103V53H102ZM125 54H126V53H125ZM199 54H200V53H199ZM199 54H198V55H199ZM210 54H211V53H210ZM235 54H236V53H235ZM259 54H260V52H259ZM4 55H5V54H4ZM10 55H11V54H10ZM21 55H22V54H21ZM218 55H219V54H218ZM256 55H257V54H256ZM19 56H20V55H19ZM28 56H29V55H28ZM33 56L36 57L35 55H33ZM33 56H32V57H33ZM38 56H39V55H38ZM49 56H50V55H49ZM200 56H201V55H200ZM203 56H204V55H203ZM239 56H240V55H239ZM246 56H247V55H246ZM2 57H3V56H2ZM4 57H5V56H4ZM12 57H13V55H12ZM14 57H16V56H14ZM14 57H13V58H14ZM20 57H21V56H20ZM69 57H70V56H69ZM189 57H190V56H189ZM193 57H194V60H195L196 54H195V56H193ZM198 57H199V56H198ZM47 58H48V57H47ZM89 58H90V57H89ZM165 58H166V57H165ZM203 58H204V57H203ZM251 58H253V57H251ZM5 59H6V58H5ZM29 59H30V58H29ZM29 59H28L27 62H26V60H23V59H22V61H20V62L23 63V64L21 63L23 66H22V65H21L22 67L20 66V67H21V70H22L21 72H23V76H21V77L24 78L25 82H24V80H20V81H23L24 84H25V83L29 84V85H28V88H29L30 86H32L33 83H34V82H33V76H36V74H35V75L32 74V76H29L28 72L31 71L30 68H29L30 70L26 73V71L28 70L27 68L30 66V63H31V62H29V61H30ZM34 59H35V58H34ZM37 59H38V58H37ZM37 59H36V60H37ZM45 59H46V57H45ZM45 59H44V60H45ZM212 59H213V58H212ZM217 59H218V58H217ZM8 60H9V59H8ZM11 60H12V59H11ZM13 60H14V59H13ZM15 60H16V58H15ZM17 60H18V59H17ZM36 60H34V61H36ZM106 60H107V59H106ZM130 60H131V59H130ZM197 60H199V59L197 58ZM244 60H245V59H244ZM261 60H263V57H262ZM4 61H5V60H4ZM31 61H32V60H31ZM34 61H33L32 63L35 65L36 63H34ZM49 61H50V60H49ZM214 61H215V60H214ZM214 61L212 60V62H214ZM218 61H219V60H218ZM255 61H256V60H255ZM43 62H44V61H43ZM58 62H59V61H58ZM195 62H196V61H195ZM200 62H201V61H200ZM204 62L206 63V61H204ZM241 62H242V61H241ZM257 62H258V61H257ZM262 62H263V61H262ZM11 63H12V62H11ZM32 63H31V64H32ZM39 63H41V62L39 61ZM49 63H50V62H49ZM106 63H107V62H106ZM147 63H148V62H147ZM187 63H188V62H187ZM202 63H203V62H202ZM253 63H254V62H253ZM253 63H252V64H253ZM263 63H264V62H263ZM0 64H1V63H0ZM12 64H13V63H12ZM19 64H20V63H19ZM103 64H104V63H103ZM137 64H138V63H137ZM141 64H142V63H141ZM145 64H146V63H145ZM162 64H163V63H162ZM189 64H190V63H189ZM214 64H215V63H214ZM246 64H247V63H246ZM254 64H255V63H254ZM1 65H2V64H1ZM41 65H43V64H41ZM44 65H45V64H44ZM135 65H136V64H135ZM163 65H164V64H163ZM196 65H197V64H196ZM207 65H208V64H207ZM218 65H219V64H218ZM256 65H257V63H256ZM258 65H259V64H258ZM13 66H14V65H13ZM36 66H37V65H36ZM36 66H35V67H36ZM48 66H49V65H48ZM113 66H114V65H113ZM209 66H210V65H209ZM231 66H232V65H231ZM31 67H32V70H33V71H36V70L38 69V68H34L32 65H31ZM41 67H42V66H41ZM43 67H44V66H43ZM125 67H126V66H125ZM129 67H130V66H129ZM137 67H138V66H137ZM146 67H147V66H145V68H146ZM224 67H225V66H224ZM256 67H257V66H256ZM261 67H262V66H261ZM22 68H24V70H26V69H27V70L24 72ZM25 68H26V69H25ZM33 68H34V69H33ZM46 68H47V67H46ZM145 68H144V69H145ZM147 68H148V67H147ZM208 68H210V67H208ZM220 68H221V67H220ZM220 68H219V69H220ZM228 68H229V67H228ZM251 68H252V66H251ZM263 68H264V67H263ZM11 69H13V68H11ZM15 69H16V68H15ZM39 69H40V68H39ZM87 69H88V68H87ZM111 69H112V68H111ZM197 69H198V68H197ZM223 69H224V68H223ZM259 69H260V68H259ZM259 69H258V70L256 69V70L259 72ZM17 70H18V69H17ZM17 70H16V71H17ZM48 70H50V69L48 68ZM109 70H110V69H109ZM109 70H108V71H109ZM124 70H125V69H124ZM237 70H238V69H237ZM251 70H252V69H251ZM256 70H254V71H256ZM261 70H262V68H261ZM16 71L14 70V72H16ZM37 71L39 72V70H37ZM42 71H43V70H42ZM45 71H46V70H45ZM149 71H150V69H149ZM155 71H156V70H155ZM167 71H168V70H167ZM226 71H228V70H226ZM231 71H232V72H235V71H233V70H231ZM263 71H264V69L262 70V72H263ZM21 72H20V73H21ZM217 72H218V71H217ZM228 72L230 73V71H228ZM240 72H241V71H240ZM258 72H257V74H258ZM260 72H261V71H260ZM260 72H259V75H258L259 78H260V75H261ZM30 73H31V72H30ZM36 73H37V72H36ZM201 73H202V72H201ZM236 73H238V72H235L234 74H236ZM254 73H255V72H254ZM254 73L251 72V74H253V75H254ZM263 73H264V72H263ZM263 73H262V77H264ZM12 74H14V73H12ZM18 74H19V71H18ZM37 74H40V75H41V74H42V73H41V70H40V72L37 73ZM48 74H49V73H48ZM79 74H80V73H79ZM122 74H123V73H122ZM178 74H179V73H178ZM225 74L227 75V72H226ZM239 74H240V73H239ZM248 74H249V73H247V75H248ZM255 74H256V73H255ZM257 74H256V75H257ZM3 75H4V74H3ZM40 75H39V76L37 75V77L40 78ZM188 75H189V74H188ZM208 75H209V74H208ZM226 75H225V76H226ZM237 75H238V74H237ZM237 75H235V77H237V79H238L239 77H238ZM245 75H246V74H245ZM256 75H254L255 77L251 76V77L253 78V79H252L253 81H254L255 78H257ZM13 76H15V75H13ZM42 76H43V75H42ZM42 76H41V77H42ZM47 76H48V75H47ZM156 76H157V75H156ZM216 76H217V75H216ZM231 76H233V75L231 74ZM231 76H230V77H231ZM249 76H250V74H249ZM45 77H46V76H45ZM100 77H101V76H100ZM158 77H159V76H158ZM194 77H195V76H194ZM197 77H198V76H197ZM218 77H219V76H218ZM230 77H229V78H230ZM235 77L233 76V78H235ZM240 77H241V76H240ZM243 77H244V74H243ZM1 78H2V77H1ZM22 78H20V79H22ZM34 78H36V77H34ZM167 78H168V77H167ZM220 78H221V77H220ZM226 78H228V76H227ZM229 78H228V80H227V79L225 80V78H224V79H223L224 81H221V82H222L221 85L224 86V87H226V88H229V89H226V90H228L229 92H231V93L227 92L228 94H227L226 96H228L229 94H231V95H229V96H233V95H234L232 99H231L230 97H229L230 99L227 97V98L230 100L229 104H230L231 102H233L232 104H235V103H236V102L234 101L235 96H236V97L240 96V97L242 98V97H243V92L239 90L240 87H239L238 85H235V86H238V88L235 87V89H233V87H234L233 84H231V85L229 84V83H230ZM233 78H231V79H233ZM244 78H245V77H244ZM244 78H243V79H244ZM4 79H5V78H4ZM41 79H42V78L39 79V80H40V81H39L40 83H41ZM70 79H71V78H70ZM112 79H113V78H112ZM151 79H152V78H151ZM172 79H173V78H172ZM172 79H171V80H172ZM243 79H242V80H243ZM245 79H246V78H245ZM249 79H250V78H249ZM260 79H262V78H260ZM263 79H264V78H263ZM13 80H14V79H13ZM47 80H48V79H47ZM85 80H86V79H85ZM103 80H104V79H103ZM119 80H120V79H119ZM140 80H142V79H140ZM148 80H149V79H148ZM181 80H182V79H181ZM234 80H235V79H233V82H234ZM242 80H241V81H242ZM252 80H251V81H252ZM257 80H258V79H256V82H253V81H252L253 84H254L253 86H251V85H250L251 83H249V86L253 88V89L251 88V90H253V91H251V92H253V93L256 94V98L254 97L255 99L253 100V102H254L255 104L252 102L254 105L251 106V107L253 108V107L255 106L254 108H255L257 111H258V109H259V110H261V111L263 110L262 112H264V80H260V81H261L260 83H259V81L257 82ZM30 81H31V82H30ZM35 81H36V80H35ZM37 81H38V79H37ZM117 81H118V80H117ZM127 81H128V80H127ZM179 81H180V80H179ZM241 81L239 80V82H241ZM2 82H3V81H2ZM45 82H46V81H45ZM98 82H99V81H98ZM142 82H143V81H142ZM142 82H141V83H142ZM158 82H160V81H158ZM166 82H167V81H166ZM166 82H165V83H166ZM171 82H172V81H171ZM206 82H207V81H206ZM215 82H216V80H215ZM237 82H238V81H237ZM237 82H236V84H237ZM243 82H247V81L245 80V81H242V83H243ZM35 83H36V82H35ZM42 83H43V81H42ZM128 83H129V82H128ZM176 83H177V82H176ZM207 83H208V82H207ZM255 83H256V84H255ZM0 84H1V83H0ZM13 84H14V81H13ZM15 84H16V82H15ZM15 84H14V85H15ZM36 84H37V83H36ZM47 84H48V83H47ZM116 84H117V83H116ZM144 84H145V83H144ZM161 84H162V83H161ZM170 84H171V83H170ZM170 84H169V85H170ZM239 84H240V83H239ZM247 84H248V82H247ZM3 85H4V84H2V86H3ZM21 85H22V83H21ZM34 85H35V84H34ZM34 85H33V86H34ZM118 85H119V84H118ZM137 85H138V84H137ZM152 85H153V84H152ZM169 85H168L167 87H169ZM225 85H226V86H225ZM244 85H245V84H244ZM10 86H11V84H10ZM17 86H18V83H17ZM41 86H42V85H41ZM82 86H83V85H82ZM110 86H111V85H110ZM122 86H123V85H122ZM122 86H121V87H122ZM134 86H135V85H134ZM172 86H173V84H172ZM174 86H175V84H174ZM174 86H173V88H174ZM181 86H182V85H181ZM187 86H188V85H187ZM222 86H221V87H222ZM230 86H231V87H230ZM232 86H233V87H232ZM242 86H243V85H242ZM247 86H248V85H247ZM249 86H248V87H249ZM15 87H16V86H15ZM23 87H24V86H23ZM23 87H22V88H23ZM35 87H36V86H35ZM112 87H113V86H112ZM116 87H117V85H116ZM164 87H165V86H163V88H164ZM211 87H212V86H211ZM218 87H219V86H218ZM221 87H220V88H221ZM250 87H249V88H250ZM5 88L7 89V87H5ZM25 88H26V86H25ZM28 88H26V89H28ZM30 88H31V87H30ZM33 88H34V87H33ZM33 88H32V89H33ZM37 88H40V87L38 86ZM127 88L129 89L130 87H127ZM175 88H176V87H175ZM244 88H246V87L244 86ZM6 89H3V90H6ZM14 89H16V88H14ZM17 89H18V88H17ZM32 89H31V90H32ZM34 89H35V88H34ZM134 89H135V88H133V90H134ZM145 89H146V88H145ZM164 89H166V88H164ZM177 89H178V88H177ZM177 89H176V90H177ZM223 89H224V88H223ZM236 89H238V90H236ZM10 90H12V89H10ZM23 90H24V89H23ZM23 90H22V91H23ZM29 90H30V89H29ZM36 90H39V89H36ZM130 90H131V89H130ZM213 90H215V89H213ZM216 90H218V89H216ZM17 91H18V90H17ZM33 91H34V90H33ZM33 91H32V92H33ZM40 91H41V90H40ZM40 91H39V92H40ZM43 91H45V90H43ZM120 91H121V90H120ZM128 91H129V90H128ZM134 91H135V90H134ZM134 91H133V92H134ZM162 91H163V90H162ZM162 91H161V92H162ZM171 91H172V90H171ZM179 91H180V90H179ZM220 91H221V90H220ZM220 91H219V92H220ZM223 91H224V90H223ZM247 91H248V90H247ZM249 91H250V90H249ZM10 92H11V91H10ZM18 92H20V91H18ZM27 92H28V91H27ZM46 92H47V91H46ZM165 92H166V91H165ZM165 92H163V94H164ZM173 92H174V91H173ZM190 92H191V91H190ZM206 92H207V91H206ZM211 92H212V91H211ZM16 93H17V92H16ZM23 93H24V92H23ZM84 93H85V92H84ZM120 93H122V92H120ZM158 93H159V92H158ZM179 93H180V92H179ZM193 93H194V92H193ZM197 93H198V92H197ZM14 94H15V93H14ZM40 94H41V93H40ZM111 94H112V93H111ZM125 94H126V93H125ZM130 94H131V93H130ZM163 94H162V95H163ZM170 94H171V93H170ZM246 94H247V93H246ZM30 95H31V94H30ZM79 95H80V94H79ZM107 95H108V94H107ZM122 95H123V94H122ZM132 95H133V94H132ZM154 95H155V94H154ZM181 95H183V94H181ZM193 95H194V94H193ZM251 95H252V94H251ZM23 96H24V95H23ZM23 96H22V98H23ZM114 96H115V95H114ZM119 96H120V95H119ZM135 96H136V95H135ZM159 96H160V95H159ZM183 96H185V95H183ZM253 96H254V94H253ZM41 97H42V96H41ZM160 97H161V96H160ZM179 97H180V96H179ZM179 97H178V98H179ZM181 97H182V96H181ZM221 97H222V96H221ZM221 97H220V98H221ZM6 98H7V96H6ZM30 98H31V97H30ZM99 98H100V97H99ZM147 98H148V97H147ZM187 98H189V97L187 96ZM238 98H239V97H238ZM241 98H240V99H241ZM246 98H247V97H246ZM251 98H253V97H251ZM17 99H18V98H17ZM24 99H25V98H24ZM156 99L158 100L157 97H156ZM224 99H225V98H224ZM224 99H223V100H224ZM228 99H227V101H228ZM7 100H8V99H7ZM7 100H6V101H7ZM9 100H10V99H9ZM13 100H14V99H13ZM20 100H21V98H20ZM20 100H19V102H20ZM33 100H34V99H33ZM171 100H172V98H171ZM190 100H191V99H190ZM232 100H233V101H232ZM238 100H239V99H238ZM247 100H248V99H247ZM250 100L252 101V99H250ZM3 101H4V100H3ZM11 101H12V100H10V102H11ZM119 101H120V100H119ZM152 101H153V100H152ZM183 101H184V99H183ZM208 101H209V100H208ZM236 101H237V98H236ZM241 101L244 102V100H241ZM10 102H9V103H10ZM39 102H40V101H39ZM44 102H45V101H44ZM87 102H88V101H87ZM129 102H130V101H129ZM156 102H157V101H156ZM165 102H166V100H165ZM171 102H172V101H171ZM178 102H179V100H178ZM234 102H235V103H234ZM5 103H6V102H5ZM22 103H23V102H22ZM121 103H122V102H121ZM132 103H133V102H132ZM139 103H140V102H139ZM158 103H159V102H158ZM174 103H175V101H174ZM219 103H220V102H219ZM227 103H228V102H227ZM238 103H240V102H238ZM248 103H249V101H248ZM252 103H251V104H252ZM14 104H15V103H14ZM90 104H91V103H90ZM105 104H106V103H105ZM130 104H131V103H130ZM151 104H152V103H151ZM160 104H161V103H160ZM164 104H165V103H164ZM188 104H189V103H188ZM232 104H231V105H232ZM236 104H237V103H236ZM240 104H242V103H240ZM249 104H250V103H249ZM5 105H6V104H5ZM5 105H4V106H5ZM12 105H13V104H12ZM21 105H23V104H21ZM145 105H146V104H145ZM157 105H158V104H157ZM157 105H154V106L157 107ZM198 105H199V104H198ZM223 105H224V104H223ZM242 105H243V104H242ZM246 105H248V104H246ZM9 106H10V104H9ZM18 106H19V104H18ZM136 106H137V105H136ZM138 106H140V105L138 104ZM147 106H148V105H147ZM154 106H153V107H154ZM164 106H165V105H164ZM184 106H185V105H184ZM189 106H190V105H189ZM192 106H193V105H192ZM220 106H221V105H220ZM225 106H226V105H225ZM234 106H235V105H234ZM236 106H237V105H236ZM240 106H241V105H240ZM244 106H245V103H244V105H243L242 107H244ZM248 106H249V105H248ZM248 106H247V108H248ZM5 107H6V106H5ZM5 107H4V109H5ZM7 107H8V103H7ZM26 107H27V106H26ZM30 107H31V106H30ZM67 107H68V106H67ZM126 107H127V106H126ZM129 107H130V106H129ZM132 107H133V106H132ZM153 107H151V109H152ZM170 107H171V106H170ZM186 107H187V106H186ZM194 107H195V106H194ZM238 107H239V106H238ZM1 108H2V106H1ZM13 108H15V106H14ZM16 108H17V107H16ZM21 108H22V107H21ZM28 108H29V107H28ZM41 108H43V107L41 106ZM182 108H183V107H182ZM226 108H227V106L225 107V109H226ZM236 108H237V107H235V108H233V109H236ZM252 108H251V109H252ZM257 108H258V109H257ZM18 109H19V108H18ZM23 109L25 110V108H23ZM45 109H46V108H45ZM127 109H128V108H127ZM134 109H135V108H134ZM142 109H144V107H143ZM142 109H139V110H142ZM192 109H193V108H192ZM222 109H223V108H222ZM230 109H231V108H230ZM238 109H239V108H238ZM240 109H241V107H240ZM242 109H244V108H242ZM245 109H246V108H245ZM6 110H7V109H6ZM9 110H11V109H9ZM24 110H22V111H24ZM77 110H78V109H77ZM135 110H136V109H135ZM152 110H153V109H152ZM162 110H163V109H162ZM194 110H195V109H194ZM253 110H254V109H252V111H253ZM0 111H1V110H0ZM20 111H21V110H20ZM83 111H84V110H83ZM128 111H129V110H128ZM153 111H154V110H153ZM158 111H159V110H158ZM174 111H175V110H174ZM219 111H220V110H219ZM239 111H240V110H239ZM247 111H248V110H247ZM252 111H251V113H252ZM261 111L258 112V114L261 113ZM4 112H5V111H4ZM11 112L13 113L14 111L11 110ZM35 112H36V111H35ZM39 112H40V111H39ZM50 112H51V111H50ZM64 112H65V111H64ZM121 112H122V111H121ZM126 112H127V111H126ZM132 112H134V111H132ZM135 112H136V111H135ZM135 112H134V113H135ZM137 112H138V110H137ZM156 112H157V110H156ZM162 112H163V111H161V113H162ZM182 112H183V111H182ZM182 112H180V113H182ZM186 112H188V111H186ZM196 112H197V111H196ZM215 112H216V111H215ZM225 112H226V111H225ZM9 113H10V112H9ZM9 113H8V114H9ZM12 113H11V115H12ZM86 113H87V112H86ZM127 113H128V112H127ZM129 113H130V112H129ZM157 113H158V112H157ZM165 113H167V112H165ZM168 113H170V112H168ZM176 113H177V112H176ZM176 113H175V114H176ZM183 113H185V112H183ZM205 113H206V112H205ZM223 113H224V112H223ZM235 113H236V112H234V114H235ZM237 113H239V112L237 111ZM241 113H242V111H241ZM243 113H244V112H243ZM243 113H242V114H243ZM13 114H14V113H13ZM65 114H66V113H65ZM121 114H122V113H121ZM137 114H138V113H137ZM149 114H150V113H149ZM153 114H154V113H153ZM197 114H198V113H197ZM212 114H213V113H212ZM219 114H220V113H219ZM232 114H233V113H232ZM242 114H241V116H240L241 118H243V117H242ZM246 114L248 115L247 112H246ZM252 114H253V113H252ZM14 115H15V114H14ZM14 115H13V116H14ZM16 115H17V110H16ZM166 115H167V114H166ZM171 115H172V113H171ZM180 115H181V114H180ZM224 115H225V114H224ZM237 115H238V114H237ZM239 115H240V113H239ZM3 116H4V115H3ZM7 116L9 117V115H7ZM7 116H6V117H7ZM13 116H12V117H13ZM64 116H65V115H64ZM64 116H63V117H64ZM101 116H102V115H101ZM125 116H126V115H125ZM128 116H130V115H128ZM148 116H149V115H148ZM153 116H154V115H153ZM177 116H178V115H177ZM222 116H223V115H222ZM232 116H233V115H232ZM243 116H244V115H243ZM257 116H258V115H257ZM1 117H2V116H1ZM32 117H33V116H32ZM68 117H69V116H68ZM81 117H82V116H81ZM134 117H135V116H134ZM150 117H152V116H150ZM160 117H161V116H160ZM160 117H159V118H160ZM190 117H191V116H190ZM233 117H234V116H233ZM236 117H238V116H236ZM236 117H235V118H236ZM14 118H15V117H14ZM26 118H27V117H26ZM28 118H29V117H28ZM41 118H42V117H41ZM126 118H127V117H126ZM173 118H174V115H173ZM201 118H202V117H201ZM218 118H219V117H218ZM235 118H234V119H235ZM238 118H239V117H238ZM238 118H237V119H238ZM1 119H2V118H1ZM1 119H0V120H1ZM15 119H16V118H15ZM31 119H32V118H31ZM84 119H85V118H84ZM129 119H130V118H129ZM151 119H152V118H151ZM155 119H156V118H155ZM178 119H179V118H178ZM178 119H177V120H178ZM180 119H181V118H180ZM184 119H185V117H184ZM232 119H233V118H232ZM232 119H231V120H232ZM239 119H240V118H239ZM245 119H247V118H245ZM3 120H4V119H3ZM3 120H2V121H3ZM19 120H21V119H19ZM29 120H30V119H29ZM39 120H40V119H39ZM77 120H78V119H77ZM130 120H131V119H130ZM162 120H163V119H162ZM172 120H174V119H172ZM182 120H183V119H182ZM185 120H186V119H185ZM200 120H201V119H200ZM207 120H208V119H207ZM207 120H206V121H207ZM254 120H255V119H254ZM7 121H8V120H7ZM11 121H12V120H11ZM41 121H42V120H41ZM149 121H150V119H149ZM165 121H166V120H165ZM190 121H191V119H190ZM229 121H230V120H229ZM236 121H237L236 123H238V122L240 123V122H241V120H239V121L236 120ZM243 121H244V120H243ZM243 121H242V122H243ZM252 121H253V120H252ZM4 122H5V121H4ZM19 122H20V121H19ZM35 122H36V121H35ZM43 122H44V121H43ZM51 122H52V121H51ZM51 122H50V123H51ZM92 122H93V121H92ZM154 122H155V121H154ZM169 122H170V121H169ZM171 122H172V121H171ZM178 122H179V121H178ZM180 122H181V121H180ZM183 122H184V121H183ZM185 122H186V121H185ZM234 122H235V121H234ZM234 122H232V123H234ZM249 122H250V121H249ZM22 123H23V122H22ZM30 123H31V122H30ZM48 123H49V122H48ZM50 123H49V125H50ZM75 123H76V122H75ZM152 123H153V121H152ZM155 123H156V122H155ZM193 123H194V122H193ZM228 123H229V122H228ZM228 123H227V124H228ZM230 123H231V122H230ZM236 123H235V124H236ZM11 124H12V123H11ZM13 124H14V123H13ZM16 124H17V122H16ZM26 124H27V123H26ZM44 124H45V123H44ZM46 124H47V123H46ZM62 124H63V123H62ZM158 124H160V123L158 122ZM162 124H163V123H161L160 125H162ZM204 124H205V123H204ZM210 124H211V123H210ZM213 124H214V122H213ZM243 124H244V123H243ZM247 124H248V122H247ZM21 125H22V124H21ZM36 125H37V124H36ZM76 125H77V124H76ZM150 125H151V124H150ZM160 125H159V126H160ZM164 125H165V124H163V126H164ZM187 125H188V124H187ZM187 125H186V126H187ZM236 125H237V124H236ZM239 125H240V124H239ZM241 125H242V124H241ZM245 125H246V124H245ZM245 125H243V126H244V127H249V129H251V131H252V127H250L251 125H250V126H247V125L245 126ZM254 125H255V124H254ZM263 125H264V123H263ZM14 126H16V125H14ZM19 126H20V124H19ZM42 126H43V125H42ZM44 126H45V125H44ZM67 126H69V125H67ZM70 126H72V125H70ZM83 126H84V125H83ZM159 126H158V127H159ZM172 126H173V125H172ZM208 126H209V125H208ZM219 126H222V125L219 124ZM225 126H227V125H225ZM233 126H235V125H233ZM233 126H232V127H233ZM237 126H238V125H237ZM22 127H23V126H22ZM48 127H49V126H48ZM145 127H146V126H145ZM150 127H152V126H150ZM150 127H149V128H150ZM153 127H155V125H153ZM156 127H157V124H156ZM156 127H155V128H156ZM158 127H157V128H158ZM161 127H162V126H160L159 129H156V130H159L158 132H157L156 130H153V131H156V132H157V134H156V135H157V139H158L157 142L159 143V141H160L159 145H158L157 143H156V144L154 143V146H157V145H158V146L155 148V151H158L157 153H159V155L156 154V152H155L154 154H156L157 156H160L161 153H162V154L165 153V154H169V155L171 154L172 158H173V159H176V157L173 156V153H174L173 150H175L176 147H178L177 145H179L180 143L177 144L175 148H174V146L171 147V143H172L173 141H172V142L170 141L171 143H170V142H169V143H166V142H168V141H167L168 138L165 139V136H168V135H164V134H165V130H164L163 128H161ZM166 127H167V125H166ZM181 127H182V126H181ZM238 127H241V126H238ZM257 127H258V126H257ZM34 128H35V127H34ZM40 128H41V127H40ZM45 128H46V126H45ZM98 128H99V126H98ZM149 128H148V129H149ZM155 128H153V129H155ZM193 128H194V126H193ZM193 128H192V129H193ZM208 128H209V127H208ZM210 128H211V127H210ZM223 128H224V126H222V129H220V130H219V129L216 130V129L213 127V129L215 130L214 133H211V131H210V132H209L210 134L208 133V135H206V136H205V134H203V135L205 136V138H204V136H203V138L200 136V135H202V133H201V134L199 133V138L201 137L200 139L194 137L196 134H194L193 137H190V136L188 137V138H191V139H190L191 141H193V142H191V143H196V144L198 145V148H201V150H202V155H203V152L205 153V157H206V160H208V163L211 162V161H213V160H214V162H215V163H214L215 165H211L212 167H209V166H207V165L205 164V165H206V168L209 167V168H207L206 170H205V168H203V166H204L203 163H204V162L202 163L203 165H202L201 163L197 164V165H196L197 167L199 166L200 168H202V171H201V172H203V174H202V173L200 174L199 172H197V170L200 171V168H199V169H196V168L194 169V166H193L194 164L192 165V166H193V171H195V172H192V170H191V172L194 173V174L192 175V177L190 176L191 178H193L192 181H191L189 184H187L188 188H190V190L188 189V192H187V193L189 194V196H190L192 193H195V195L192 194V196H191V197H193V198H194V196H196V194H197L196 192H199V195H201V193H206L207 195H211V194H209L210 192H214V194H215V192H218V190L221 188V186H220L219 183H217V181H219V182L221 183V182H223V180L221 179V181H220V179H217L218 176H219V175H217V174H219V173L216 174V172H217V168L220 169L219 171H221V170L224 171V169H225V171H227V170L229 171L230 168L226 170V168H227L226 166H228V163L230 162V160H231V162H230V164H231V163H232V159H233L234 157H236V159H237V158L240 156V155H239L240 153H238V152L240 151L239 148H240V146L242 145V141H243L242 139H243V137H244L245 135H244V136H241V135L236 136V135H237L236 133H238V131H237V132L235 131V133H233V134H236L235 136H233V135H231V134H228L229 132H228V133L226 134V136H225V135H224V134H225L224 131H225L226 128H225V129H223ZM241 128H242V127H241ZM0 129H1V128H0ZM7 129H8V128H7ZM14 129H15V128H14ZM20 129H21V127H20ZM22 129H23V128H22ZM162 129H163L164 131H163ZM176 129H177V128H176ZM184 129H185V128H184ZM186 129H187V128H186ZM192 129H190V130H192ZM203 129H204V128H203ZM235 129H236V127H235ZM253 129H254V128H253ZM18 130H19V129H18ZM179 130H180V129H179ZM211 130H212V129H211ZM231 130H232V129H231ZM260 130H261V129H260ZM262 130H263V129H262ZM0 131H1V130H0ZM3 131H5V130H3ZM10 131H11V130H10ZM20 131H22V130H19V133H21ZM50 131H51V129H50ZM81 131H82V130H81ZM149 131H152V130H149ZM161 131L163 132V134H162L161 136H159V134L162 133ZM166 131H167V129H166ZM169 131H171V130H169ZM169 131H168V132H169ZM193 131H194V130H193ZM216 131H217V132H216ZM227 131H228V130H227ZM227 131H226V132H227ZM229 131H230V130H229ZM241 131H243V133H244V129H243V130L241 129ZM246 131H247V130H246ZM246 131H245V132H246ZM30 132H31V131H30ZM33 132H34V131H33ZM40 132H41V131H40ZM54 132H55V131H54ZM84 132H85V131H84ZM147 132H148V131H147ZM156 132H155V133H156ZM171 132H172V131H171ZM171 132H170V133H171ZM176 132H177V131H176ZM188 132H191V131H188ZM198 132H200V131H198ZM232 132H233V130H232ZM247 132H248V131H247ZM255 132H257V131H255ZM263 132H264V131H263ZM0 133H1V132H0ZM15 133H16V130H15ZM26 133H27V132H26ZM43 133H44V132H43ZM86 133H87V132H86ZM152 133H153V132H152ZM180 133H181V132H180ZM193 133H194V132H193ZM203 133H204V132H203ZM48 134H49V133H48ZM150 134H151V133H150ZM174 134H175V133H174ZM189 134H190V133H189ZM241 134H242V133H241ZM244 134H245V133H244ZM246 134H248V133H246ZM253 134H254V131H253ZM259 134H260V133H259ZM261 134H262V133H261ZM3 135H5V134H3ZM9 135H10V134H9ZM12 135H13V134H12ZM128 135H129V134H128ZM185 135H186V134H185ZM191 135H192V134H191ZM256 135H257V134H256ZM256 135H255V137H256ZM1 136H2V135H1ZM18 136H19V135H18ZM22 136H23V135H22ZM24 136H25V135H24ZM28 136H29V134H28ZM46 136H47V135H46ZM61 136H62V135H61ZM122 136H123V135H122ZM146 136H147V135H146ZM152 136H153V135H152ZM174 136H175V135H174ZM196 136H197V135H196ZM258 136H259V135H258ZM2 137H3V136H2ZM16 137H17V136H16ZM20 137H21V135H20ZM31 137H32V136H31ZM153 137H154V136H153ZM169 137H170V135H169ZM249 137H251V136H249ZM262 137H263V135H262ZM262 137H261V138H262ZM32 138H33V137H32ZM80 138H81V137H80ZM129 138H130V137H129ZM188 138H187V139H188ZM253 138H254V137H253ZM253 138H250V141H252L251 139H253ZM261 138H260V139H261ZM263 138H264V137H263ZM1 139H2V138H1ZM7 139H8V138H7ZM19 139H20V138H19ZM33 139H34V138H33ZM38 139H39V138H38ZM87 139H88V138H87ZM92 139H93V138H92ZM173 139H174V138H173ZM244 139H245V137H244ZM257 139H259V138H257ZM11 140H12V138H11ZM44 140H45V139H44ZM73 140H74V139H73ZM110 140H111V139H110ZM188 140H189V139H188ZM245 140H246V139H245ZM247 140H248V139H247ZM2 141H3V140H2ZM24 141H25V140H24ZM26 141H27V140H26ZM28 141H29V139H28ZM68 141H69V140H68ZM141 141H142V140H141ZM150 141H151V140H150ZM155 141H156V140H155ZM259 141H261V140H259ZM6 142H7V141H6ZM11 142H12V141H11ZM15 142H16V141H15ZM22 142H23V141H22ZM44 142H45V141H44ZM118 142H119V141H118ZM148 142H149V141H148ZM151 142H152V141H151ZM175 142H176V141H175ZM178 142H179V141H178ZM178 142H177V143H178ZM245 142H247V141H245ZM245 142H244L243 144H245ZM256 142H258V141H256ZM262 142H263V139H262ZM30 143H31V142H30ZM77 143H78V142H77ZM249 143H250V142H249ZM39 144H40V143H39ZM49 144H50V143H49ZM182 144H183V143H182ZM247 144H248V143H247ZM252 144H256V143H253V142H252ZM252 144L250 143V147H251V148H249V146H248L249 144L247 145L248 147H245V148H246V149L249 148V150L251 149V150L254 152L253 149L255 148L256 145L253 146ZM3 145H4V144H3ZM11 145H12V144H11ZM16 145H17V144H16ZM45 145H46V144H45ZM70 145H71V144H70ZM80 145H81V144H80ZM172 145H173V144H172ZM185 145H186V144H185ZM197 145H196V146H197ZM251 145H252L254 148H253ZM0 146H1V145H0ZM13 146H14V144H13ZM23 146H24V145H23ZM48 146H49V145H48ZM48 146H47V149H48ZM154 146H153V147H154ZM180 146H181V145H180ZM196 146H195V147H196ZM244 146H245V145H244ZM257 146H258V145H257ZM33 147H34V146H33ZM187 147H188V146H187ZM259 147H260L261 150H262V148L264 149V145H263V144H262L261 146L259 145ZM259 147H258L257 151L260 150ZM22 148H23V147H22ZM85 148H86V147H85ZM85 148H84V149H85ZM157 148H158V150H156ZM169 148H171L170 151H169ZM182 148H183V147H182ZM185 148H186V147H185ZM196 148H197V147H196ZM241 148H243V145L241 146ZM26 149H28V148H26ZM75 149H76V148H75ZM21 150H22V149H21ZM31 150H32V149H31ZM50 150H51V149H50ZM56 150H57V149H56ZM94 150H95V149H94ZM160 150H163L164 153L161 152ZM176 150L178 151V149H176ZM238 150H239V151H238ZM244 150H245V149H244ZM249 150H248V151H249ZM251 150H250V155H251V153H253ZM2 151H3V150H2ZM11 151H12V150H11ZM11 151H10V152H11ZM15 151H16V150H15ZM23 151H24V150H23ZM28 151H29V150H28ZM69 151H70V150H69ZM152 151L154 152V149H153ZM159 151H160L161 153H160ZM167 151H169V152H167ZM171 151H172L173 153H172ZM177 151H175V153H174L175 155H176ZM188 151H189V148H188ZM194 151H195V150H194ZM255 151H256V149H255ZM263 151H264V150H262V152H263ZM19 152H20V150H19ZM32 152H35V151H32ZM48 152H49V151H48ZM81 152H82V151H81ZM88 152H89V151H88ZM153 152H152V155H153L154 158H155V155L153 154ZM183 152H184V151H183ZM199 152H200V151H199ZM199 152H198V156H197V157H198V160H199V158H201V154H199ZM245 152H246V153H244V152H241V153H244L243 156L246 158L245 154L247 155L248 152H247V150H246ZM26 153H27V151H26ZM29 153H30V152H29ZM46 153H47V152H46ZM76 153H77V152H76ZM86 153H87V152H86ZM95 153H96V152H95ZM150 153H151V152H150ZM190 153H191V152H190ZM260 153H261V151H260ZM260 153H259V154H260ZM263 153H264V152H263ZM263 153H262V154H263ZM79 154H80V153H79ZM82 154H83V152H82ZM120 154H121V153H120ZM255 154H256V153H255ZM259 154H257V156H258ZM4 155H5V154H4ZM20 155H21V154H20ZM22 155H23V154H22ZM49 155H50V153H49ZM58 155H59V154H58ZM93 155H94V154H93ZM150 155H151V154H150ZM150 155H149V156H150ZM195 155H197V154H195ZM195 155H194V157H195ZM199 155H200V156H199ZM252 155H253V154H252ZM15 156H16V155H15ZM15 156H14V157H15ZM47 156H48V155H47ZM83 156H84V155H83ZM163 156H164V155H163ZM166 156H167V155H166ZM171 156H170V158H171ZM178 156H179V155H178ZM4 157H5V156H4ZM20 157H21V156H20ZM35 157H36V156H35ZM38 157H39V156H38ZM50 157H51V156H50ZM60 157H61V156H60ZM76 157H77V156H76ZM84 157H85V156H84ZM160 157H161V156H160ZM187 157H188V156H187ZM192 157H193V155H192ZM205 157H202V158L205 159ZM260 157H261V156H260ZM17 158H18V157H17ZM21 158H22V157H21ZM24 158H25V157H24ZM39 158H40V157H39ZM47 158H48V157H47ZM65 158H66V157H65ZM90 158H91V157H90ZM151 158H152V159H151ZM151 158H150V159H151V161H152V160H153V157L151 156ZM165 158H166V157H165ZM172 158H171L170 160H172ZM207 158H208V159H207ZM255 158H256V156H255ZM258 158H259V157H258ZM26 159H27V158H26ZM28 159H29V157H28ZM34 159H35V158H34ZM56 159H57V158H56ZM68 159H69V158H68ZM126 159H127V158H126ZM157 159H158V157H157ZM157 159L153 160V162H154V161L157 162V161H156ZM159 159H160V158H159ZM168 159H169V156H168V158H166V160H168ZM196 159H197V158H196ZM234 159H235V158H234ZM234 159H233V160H234ZM239 159H240V157H239ZM45 160H46V159H45ZM54 160H55V159H54ZM54 160H51V161L53 162ZM63 160H64V159H63ZM80 160H81V159H80ZM103 160H104V158H103ZM114 160H115V159H114ZM129 160H130V159H129ZM161 160H162V159H161ZM180 160H181V159H180ZM183 160H184V159H183ZM210 160H211V161H210ZM249 160H251V159H249ZM259 160H260V159H259ZM28 161H29V160H28ZM37 161H38V160H37ZM47 161H48V160H47ZM59 161H60V160H59ZM142 161H143V160H142ZM187 161H188V163H186V164H189V166H190L191 163H189V162H190V161H189V158H188ZM200 161H202V160L200 159ZM200 161H199V162H200ZM238 161H239V160H238ZM243 161H244V160H243ZM48 162H49V161H48ZM55 162H56V161H55ZM67 162H68V161H67ZM86 162H87V161H86ZM101 162H102V161H101ZM105 162L107 163V161H105ZM112 162H113V161H112ZM146 162H147V161H146ZM153 162H152V163H153ZM155 162H154V163H155ZM158 162H159V161H158ZM158 162H157V164L155 163V164H156V167H157V165H158ZM167 162H168V161H167ZM173 162H175V161H173ZM192 162H193V161H192ZM205 162H206V161H205ZM233 162H235V161H233ZM244 162H245V161H244ZM258 162H259V161H258ZM45 163H46V162H45ZM108 163H109V162H108ZM144 163H145V162H144ZM193 163H194V162H193ZM212 163H213V162H212ZM239 163H240V162H239ZM18 164H19V163H18ZM89 164H90V163H89ZM159 164H160V163H159ZM169 164H170V163H169ZM195 164H196V163H195ZM210 164H211V163H210ZM230 164H229V165H230ZM146 165H147V164H146ZM152 165H153V164H152ZM256 165H257V164H256ZM26 166H27V165H26ZM51 166H52V165H51ZM72 166H73V165H72ZM104 166H105V165H104ZM107 166H108V164H107ZM112 166H113V165H112ZM112 166H111V167H112ZM125 166H126V165H125ZM161 166H162V165H161ZM186 166H187V165H186ZM201 166H202V167H201ZM213 166H214V167H213ZM258 166H259V165H258ZM260 166H261V165H260ZM66 167H67V166H66ZM94 167H95V166H94ZM154 167H155V166H154ZM172 167H173V166H172ZM176 167H177V166H176ZM176 167H175V168H176ZM225 167H226V168H225ZM230 167H232V165H230ZM90 168H91V166H90ZM113 168H114V167H113ZM113 168H112V169H113ZM157 168H158V167H157ZM164 168H165V167H164ZM175 168H174V169H175ZM190 168H192V167H190ZM190 168H187V169H190ZM254 168H255V167H254ZM3 169H4V168H3ZM30 169H31V168H30ZM68 169H69V168H68ZM78 169H80V168H78ZM84 169H85V168H84ZM84 169H83V170H84ZM109 169H110V168H109ZM154 169H155V168H154ZM154 169H153V170H154ZM161 169H162V168H161ZM169 169H170V168H169ZM176 169H177V168H176ZM209 169H210V170H209ZM244 169H245V168H244ZM58 170H59V169H58ZM96 170H97V169H96ZM96 170H95V171H96ZM103 170H104V169H103ZM125 170H126V169H125ZM164 170H165V169H164ZM170 170L172 171L173 169H170ZM170 170H169V171H170ZM203 170H204V171H203ZM7 171H8V170H7ZM62 171H63V170H62ZM81 171H82V170H81ZM176 171H177V170H176ZM185 171H186V170H185ZM223 171H221V173H222ZM225 171H224V172H225ZM228 171H227V172H228ZM236 171H237V170H236ZM255 171H256V173L258 172L257 170H255ZM12 172H13V171H12ZM17 172H18V171H17ZM17 172H16V173H17ZM31 172H32V171H31ZM67 172H68V171H67ZM78 172H79V171H77V169H75V167H74V168H71V169H70V173H69L70 176H71L70 178H68L69 176H62V177H67V178H68V179H67L68 182L71 180L69 183H67V185L69 184V187H71V191H72V189H73V191H72V192H74L73 194H75V193L77 194L76 189L79 187L77 184H79L80 182H82V179H83L84 177H86V176H85L86 174H85L84 176L82 175V179H81V181H80L79 183H76V182H78V179L80 180V175H81V174H79ZM87 172H89V171H87ZM150 172H151V171H150ZM173 172H174V171H173ZM187 172H188V171H186V173H187ZM51 173H52V172H51ZM80 173H81V172H80ZM124 173H125V172H124ZM155 173H157V172H155ZM167 173H168V172H167ZM177 173H178V172H177ZM221 173H220V174H221ZM225 173H226V172H225ZM253 173H254V171H253ZM23 174H24V173H23ZM34 174H35V173H34ZM44 174H47V173H44ZM57 174H58V173H57ZM65 174H66V173H65ZM153 174H154V173H153ZM173 174H174V173H173ZM175 174H176V173H175ZM196 174H197V176H196ZM223 174H224V173H223ZM223 174L221 175V177L224 176ZM227 174H229V173H227ZM240 174H241V173H240ZM254 174H255V173H254ZM260 174L263 175L262 172H261ZM3 175H4V173H3ZM48 175H49V174H48ZM155 175H157V174H155ZM160 175H161V174H160ZM257 175H258V174H257ZM43 176H44V175H43ZM51 176H53V175H51ZM91 176H92V175H91ZM91 176H90V178H91ZM114 176H115V175H114ZM148 176H149V175H148ZM157 176H158V175H157ZM167 176H168V175H167ZM182 176H183V175H182ZM187 176H189V174H187ZM193 176H194V177H193ZM198 176H199V177H198ZM216 176H217V177H216ZM8 177H9V176H8ZM45 177H47V176H45ZM49 177H50V175H49ZM49 177H47L46 179H48ZM153 177H155V176H153ZM153 177H152V178H153ZM165 177H166V176H165ZM184 177L187 179L186 175H185ZM190 177H189V178H190ZM200 177H201V179H200ZM214 177H216L217 181H214ZM250 177H251V176H250ZM250 177H248V178H250ZM254 177H255V176H254ZM26 178H27V177H26ZM26 178H25V179H26ZM156 178H157V177H156ZM163 178H164V177H163ZM172 178H173V176H172ZM219 178H220V177H219ZM226 178H227V177H226ZM248 178H247V179H248ZM257 178H258V177H257ZM261 178H262V176H261ZM17 179H18V178H17ZM54 179H55V178H54ZM56 179H57V178H56ZM69 179H70V180H69ZM86 179H87V177H86ZM86 179L84 178L83 182L80 183V185H81V184L83 185V183L85 182L84 185H83V187L86 185V187H85L86 189H84V188L82 187V185H81V187H82V189H83V190H81V192L84 191V194H85V195H83V196H85L84 198H86V196H88V195L91 193V194H90L91 196L89 195L90 198H91V197H92V193H93L92 190L95 188V187L93 186V185H94V184H93L94 181L92 182V181H88V180H86ZM88 179H89V175H88ZM92 179H93V178H92ZM113 179H114V177H113ZM178 179H179V178H178ZM181 179H182V178H181ZM254 179H255V178H254ZM28 180H29V179H28ZM63 180H65V179H63ZM67 180H65V181H67ZM72 180H76V182L73 181V183H72ZM85 180H86V181H85ZM157 180H158V179H156V181H157ZM174 180H175V179H174ZM187 180H188V179H187ZM193 180H194V181H193ZM257 180H258V179H257ZM10 181H11V179H10ZM26 181H27V180H26ZM30 181H31V180H30ZM58 181H59V180H58ZM156 181H155V182H156ZM6 182H7V181H6ZM47 182H48V181H47ZM111 182H112V181H111ZM182 182H184V181H182ZM185 182H187V181H185ZM215 182H216L219 186H218V185L215 186V185H216V184H214ZM249 182H250V181H249ZM261 182H262V181H261ZM53 183H54V182H53ZM61 183H63V181H61ZM70 183H71V184H75V183H76V184H75V187H77V188H72L73 185L70 186ZM96 183H97V182H96ZM240 183H241V182H240ZM255 183H256V181H255ZM258 183H259V181H258ZM51 184H52V179H51ZM55 184H57V183H55ZM58 184H60V183H58ZM58 184H57V185H58ZM97 184H98V183H97ZM114 184H115V183H114ZM155 184H156V183H155ZM166 184H167V183H166ZM202 184H203V185H202ZM213 184H214L215 187H213ZM223 184H224V183H223ZM263 184H264V182H263ZM263 184H262V185H263ZM49 185H50V184H49ZM53 185H54V184L51 185L52 187L50 186V188H51V189H50V193L53 195L52 198H50V200L54 198L53 201H56L58 198H63L64 196H63V197H62V196L59 197L60 195H58V194L60 193V192H59L60 190L58 189V190H59V191H58L59 193L56 191V189H57L58 187L55 188V186H53ZM63 185H64V187H66V189H67V188L69 189V187H67V185H66L65 182H64ZM76 185H77V186H76ZM116 185H117V184H116ZM119 185H120V184H119ZM162 185H163V184H162ZM169 185H170V184H169ZM221 185H222V184H221ZM252 185H254V184H252ZM260 185H261V184H260ZM262 185H261V187L263 188ZM18 186H19V185H18ZM20 186H21V185H20ZM20 186H19V188H20ZM30 186H31V185H30ZM61 186H62V184L60 185V188H61ZM96 186H97V185H96ZM107 186H109V185L107 184ZM112 186H113V185H112ZM123 186H124V185H123ZM171 186H172V185H171ZM182 186H183V185H182ZM232 186H234V185H232ZM256 186H257V185H256ZM64 187H63V188H64ZM81 187L78 188V194H79V192H80L79 190L81 189ZM115 187H116V186H115ZM156 187H157V186H156ZM158 187H161V186H158ZM163 187H164V185H163ZM184 187H185V186H184ZM184 187H183V188H184ZM219 187H220V188H219ZM235 187H237V186H235ZM27 188H28V187H27ZM44 188H45V187H44ZM111 188H112V187H111ZM111 188H110V189H111ZM216 188H217V189H216ZM247 188H248V187H247ZM253 188H254V187H253ZM30 189H31V188H30ZM32 189H33V188H32ZM42 189H43V188H42ZM47 189H48L47 191H49V188H48V187H47ZM61 189H62V188H61ZM74 189H75V191H74ZM96 189H97V188H96ZM166 189H167V188H166ZM166 189H165V191H166ZM178 189H179V188H178ZM186 189H187V188H186ZM186 189H184V191H187ZM193 189H194L195 191H193ZM215 189H216V190H215ZM240 189H241V188H240ZM256 189H257V188H256ZM263 189H264V188H263ZM26 190H27V189H26ZM62 190H63V189H62ZM94 190H95V189H94ZM97 190H98V189H97ZM118 190H119V189H118ZM124 190H125V189H124ZM130 190H131V189H130ZM152 190H153V189H152ZM191 190H192L193 192H192ZM227 190H228V189H227ZM258 190H259V189H258ZM261 190H262V189H261ZM18 191H19V190H18ZM20 191H21V190H20ZM27 191H28V190H27ZM64 191H65V189H64ZM119 191H120V190H119ZM181 191H183V190H181ZM200 191H202V192H200ZM259 191H260V190H259ZM25 192H26V191H25ZM28 192H29V191H28ZM32 192H33V191H32ZM72 192H71V193H72ZM99 192H100V191H99ZM116 192H117V191H116ZM143 192H144V191H143ZM145 192H146V191H145ZM162 192H163V193H161V195L164 194V191H162ZM174 192H175V191H174ZM191 192H192V193H191ZM235 192H236V191H235ZM235 192H234V193H235ZM238 192H239V191H238ZM243 192H244V191H243ZM246 192H247V191H246ZM46 193H47V192H46ZM50 193L48 192L47 195L50 194ZM71 193H70V194H71ZM102 193H103V192H102ZM121 193H122V192H121ZM220 193H221V191H220ZM222 193H223V192H222ZM225 193H226V192H225ZM20 194H21V193H20ZM51 194H50V195H51ZM60 194H61V193H60ZM76 194H75V195H76ZM93 194H96V193H93ZM155 194H156V193H155ZM157 194H158V193H157ZM168 194H169V193H168ZM180 194H181V193H180ZM182 194H183V193H182ZM182 194H181V195H182ZM185 194H186V193H185ZM188 194H187V198H188ZM206 194H205V197H206ZM218 194H219V193H218ZM243 194H244V193H243ZM249 194H250V193H249ZM23 195H24V194H23ZM23 195H22V196H23ZM25 195H26V194H25ZM25 195H24V196H25ZM35 195H36V194H35ZM43 195H44V194H43ZM50 195H49V196H50ZM75 195H74V196H75ZM81 195H82L81 193H80V195H78L79 198H80ZM127 195H128V194H127ZM203 195H204V194H203ZM212 195H213V193H212ZM229 195H230V194H229ZM229 195H228V196H229ZM238 195H239V194H238ZM253 195H254V194H253ZM256 195H257V194H256ZM22 196H21V197H22ZM31 196H32V195H31ZM37 196H39V195H37ZM37 196H36V197H37ZM78 196H77V197H78ZM95 196H96V195H95ZM103 196H104V195H103ZM121 196H122V195H121ZM123 196H125V195H123ZM135 196H136V195H135ZM135 196H134V197H135ZM159 196H160V195H159ZM184 196H185V195H184ZM184 196H183V197H184ZM201 196H202V195H201ZM215 196H216V195H215ZM235 196H236V195H235ZM262 196H263V195H262ZM21 197H20V198H21ZM41 197H42V196H41ZM45 197H46V196H45ZM50 197H51V196H50ZM55 197H56V200H55ZM75 197H76V196H75ZM81 197H82V196H81ZM99 197H101V196H99ZM127 197H128V196H127ZM169 197H170V196H169ZM179 197H180V196H179ZM205 197H204V199H205ZM213 197H214V196H213ZM213 197H212V198H213ZM230 197H231V196H230ZM233 197H234V196H233ZM247 197H248V198H247ZM247 197L239 196V197H238L239 199L234 198L235 201L232 200V201H234L232 204H233V205L235 204L234 207L231 206V203H230V202H232V201L229 200V201H230L229 203H230V206H231V209H229V210H231V212H232V214L230 215V217H233V220H232L231 218H230L229 220H228V219H226V220H228V222H229L230 220L233 222V221H235V220H234L235 217L240 216V217H241V220H240L238 223L243 224V223H242V220H243L244 223H245V222L247 223V226H250V231H251V228L254 230V231L252 230L253 233H252V232H251V233L254 234V235H256V236H255V238H254L253 236L251 237V238H252V241L255 240V242H256V240H258V239H256V237H257V236L259 237V242H260L259 244L261 245V247H260V245L258 246V243H257V242H256V243H257V247H258V248H262V249H260V252L262 253V252H264V203H262L263 201L260 203L259 200L255 201V200L257 199V198H256L257 196H254L255 199H250L248 195H247ZM254 197H253V198H254ZM20 198L16 201V209H15V213H16V219H17V220H16V222H15L14 224H13V222H12V224H13V225H15V224L17 225L16 228L19 230V232L26 233L27 236L29 237L31 243L34 242V241L36 242V243H35V242H34V243L36 244V246H37L38 249H37L36 251H34V253H32V254L29 256V258H30V260H31L30 264H125L124 262H122V258H125V256H126L127 254L125 253L126 255L123 256L124 253L122 252V249H120V248H121L120 244L123 243L122 246H123V245H125V246H126V245H130V243L133 242V240H134V242H135V240H137V238H138L139 236H140V238H141V234L144 233L143 236L147 234V233L145 234V232H141V231H143V230H140V228L142 227V226L140 227V224L142 223V221H141V223H138L139 225L137 224V225L139 226V227H137V225H136L135 214L131 212L132 214L129 215V216L127 217V218L130 217V218L127 220L128 222L126 221L127 224L124 226L123 229L120 227V228L122 229V230L120 229V230H121L120 236L117 235V233H116V235H111V233H112L111 228L113 229V227L116 226L115 224H113L114 222H113V219H112V218H115V217H111V219H108V220H107V221L109 222L107 226H109L110 224H112L113 226H111V228L106 227V231H107L108 229H110L111 232H109V230H108L109 233L107 234L106 231H105V233H106L108 236L110 235V236H112V237H114V236H117V237H118V236H119V239L115 238V239H116L115 242H114V240H113L114 243L109 244V243H110L109 239H111V237H108V238H107L106 235L104 234L105 237H106V241H105V237H104V239L101 238V239L104 240L105 242L103 241V242L101 243V241H102V240H101V241H100V245L97 243V247H98V248L94 247V249H96V250H95V251L93 250V252H92L93 255H91L92 253L89 254V255H91V256H90V257L88 256V257H89L88 259H87V258L85 259V258H84L85 256H82V257L79 256L80 254H79V255H76V256H78V257H76V256H74V255H73V257H72L70 254H73L74 251H75V253H76V252H78V250H79L80 248L86 247V246L90 245V243L92 244L91 239H92V237H94V236H92V235L97 236V234H94V233L96 232V230H98L99 225H97V223H98V224L100 223V222H98V220H99V218H101V217L98 218V217L95 215L96 218H94V219H95V220L98 219V220H97V222L95 221L96 224L93 222L94 219L92 220V223H93L94 225H93L91 222H89V223H91V225L89 226L91 229H92V227H94V226H96V225L98 226V227H95L96 230L94 229V231H93L94 233L91 232L93 229L90 230V232H89V230H87V229H89V227H88L87 229L84 228L86 231H88V232H86L85 230H83V233L86 232V236H84V238H87V239L90 238V237H89L90 235L87 234V233H90V234H91V238H90V240H89V241H88L87 239L85 240V239L83 238V235L81 236V234H83V233H81L82 231H80V233H81V234H80L79 231L77 232V229H78L79 225L82 223L81 220H83V218H85V220H86L87 217H89V216H88V215H87V217L84 216V215L86 214V213H85L84 215H82V216H84V217L80 219V218H79V215L76 214V212H77V210H78V209H77V204H76V203H78V202H76V201L79 200L78 198H76V201H74V204H76V205H75V206H76V208H75L76 211L74 210L73 213L75 212V213H74V214H75L74 216H75V218H76V217H78V218H77L76 220H75V219H72L74 222H72V220H71V216H69V217H70L69 220H68V217H67V219H64V218H65V213L63 212V213H64V218H63V219H64V220H68V221H64L63 219H59V218H57V220H55V221L58 222V224H57V223H55V224H57L59 227H58V228L56 227L57 229H56V228L54 229V227H52V228H53V229L51 228L52 231L50 230L51 233H54L53 230H54V231L56 230V232H58V234H59V233L61 234V236H60V234H59V236H60V238H61V242H60V239H58V238H59L58 235H57V237H56V238L58 239L57 242H58V241L60 242V244H59V242H58V244H57V245H59V246H56V248L58 247L59 249H56V248L53 247V245L51 244L52 241L55 240V238H52V239H51V237H52V235H54V234H56V233L49 235L50 233L46 234V232H42L43 230H44V231H48L46 227H50V226H47V224H45L46 227H45V225H43V226H42V229H43V230L40 231V228H39V227H40V223H41V224H44V223L46 222L45 219L43 220V221H45V222L42 221V222H43V223H42V222H41V219H42L43 217L41 218L42 215L39 214L38 208H36L37 210H32V209H30V205H31V204L29 205L27 201H24V199H20ZM24 198H25V197H24ZM30 198H31V197H30ZM32 198H34V197H32ZM47 198H48V197H47ZM68 198H69V197H68ZM68 198H67V199H68ZM84 198H83V199L80 198V200H84V201L86 202V200H85ZM90 198H89V199H90ZM163 198L165 199L166 196L164 195ZM189 198H190V197H189ZM197 198H198V197H197ZM212 198L209 199V196H208V199H209V201H210V202H209V205H211V207H212V204H211V203H212V202H211ZM224 198H226V197H224ZM227 198H228V197H227ZM258 198H259V195H258ZM77 199H78V200H77ZM86 199H87V201H89L88 198H86ZM122 199H123V198H122ZM125 199H126V198H125ZM129 199H130V198H129ZM135 199H136V198H135ZM135 199H134V200H135ZM157 199H158V198H157ZM157 199H156V200H157ZM170 199H171V198H170ZM172 199H173V198H172ZM179 199H180V198H179ZM208 199L205 201L206 204H207V202H208ZM259 199H260V198H259ZM26 200H27V198H26ZM41 200H42V199H41ZM61 200H62V206L59 204V202L61 203L60 199H59V201H57V202H58V204H59L61 207H64V206H63V205H64L63 202H65V201H63V199H61ZM68 200H69V199H68ZM70 200H71V199H70ZM103 200H104V199H103ZM138 200H139V199H138ZM160 200H162V199H160ZM174 200H175V199H174ZM180 200H181V199H180ZM183 200H184V199H183ZM188 200H189V199H188ZM190 200H191V199H190ZM193 200H194V199H193ZM200 200H201V199H200ZM213 200L215 201L216 199H213ZM219 200H220V199H219ZM224 200H225V199H224ZM236 200H238V201L236 202ZM261 200H262V199H261ZM29 201H30V200H29ZM84 201H80V202H82L83 204H85ZM126 201H127V200H126ZM126 201H125V202H126ZM130 201H131V200H130ZM166 201H167V200H166ZM172 201H173V200H172ZM214 201H213V202H214ZM216 201H218V198H217ZM221 201H223V200H221ZM226 201H227V200H226ZM72 202H73V201H72ZM80 202H79V203H80ZM90 202H92V201H90ZM90 202H89V203H90ZM111 202H112V201H111ZM152 202H153V201H152ZM161 202H162V201H161ZM169 202H170V201H167L168 204H170ZM175 202H176V201H175ZM179 202H180V201H179ZM202 202L204 203V201H202ZM219 202H220V201H219ZM255 202L258 203V204H256ZM29 203H30V202H29ZM34 203H35V202L32 203V206H33ZM39 203H40V202H38V205H40ZM67 203H69V202H67ZM89 203L86 202L87 205H90ZM97 203H98V202H97ZM127 203H128V202H127ZM132 203H133V201H132ZM135 203H136V201H135ZM162 203H163V205H164V200H163ZM162 203H161V205H162ZM185 203H186V202H185ZM185 203H184V204H185ZM197 203H199V202H197ZM216 203H218V202H216ZM224 203L227 204L225 201H224ZM50 204H52V203L50 202ZM58 204H56V205H58ZM70 204H71V203H70ZM80 204H81V203H80ZM83 204H81V205H83ZM86 204H85V205H86ZM91 204H93V202H92ZM99 204H100V203H99ZM128 204H129V203H128ZM171 204H173V203L171 202ZM181 204H182V203H181ZM184 204H182V205H184ZM189 204H191V205H189ZM206 204H205V205H206ZM218 204H219V203H218ZM221 204H223V203L221 202ZM45 205H46V204H45ZM53 205H54V204H53ZM59 205H58V206H59ZM78 205H79V204H78ZM81 205H80V206H81ZM101 205H102V204H101ZM163 205H162V206H163ZM165 205H166V204H165ZM165 205H164V206H165ZM178 205H179V204H178ZM186 205H187V206H186ZM186 205H185V206H186L188 209H189L188 205L192 207V203H188V204L186 203ZM205 205H204V206H205ZM207 205H208V204H207ZM207 205H206V206H207ZM209 205H208L207 208H209ZM215 205H216V204H215ZM215 205H213V206H215ZM32 206H31V207H32ZM41 206L43 207V205H41ZM69 206H70V205H69ZM72 206H73V203H72ZM91 206H92V205H91ZM95 206H98V205L95 204ZM106 206H107V205H106ZM138 206H139V205H138ZM148 206H149V205H148ZM153 206H154V205H153ZM155 206H156V205H155ZM155 206L153 207V210H152V211H149L150 213H151V212L153 213L155 210H157V208H155ZM168 206H169V205H168ZM168 206H167V208H168ZM173 206H174V205H173ZM200 206H201V204H200ZM202 206H203V205H202ZM226 206H228V205H226ZM226 206H225V207H226ZM2 207H3V206H2ZM39 207H40V206H39ZM65 207H66V205H65ZM70 207H71V206H70ZM81 207H85V206L83 205V206H81ZM87 207H88V206H87ZM93 207H94V205H93ZM121 207H122V206H121ZM126 207H127V204H126ZM165 207H166V206H165ZM171 207H172V206H171ZM179 207H180V206H179ZM182 207H183V209H184V206H182ZM211 207H210V208H211ZM215 207L217 208V206H215ZM220 207L222 208L221 205H220ZM225 207H224V208H225ZM13 208H14V207H13ZM67 208H68V207H67ZM78 208H79V207H78ZM88 208H89L88 212H90V207H88ZM106 208H107V207H106ZM154 208H155V210H154ZM169 208H170V206H169ZM174 208H175V206H174ZM187 208H186V209H187ZM195 208H196V207H195ZM199 208H200V207H199ZM201 208H202V207H201ZM205 208H206V207H205ZM216 208H215V209H216ZM9 209H10V208H9ZM43 209H44V208H43ZM43 209H42V210H43ZM48 209H49V208H48ZM64 209H65V208H64ZM70 209H71V208H70ZM79 209H80V208H79ZM95 209H96V208H95ZM113 209H114V208H113ZM127 209H128V208H127ZM146 209H147V208H146ZM148 209H149V208H148ZM151 209H152V205H151ZM151 209H150V210H151ZM162 209H163V208H162ZM175 209H176V208H175ZM183 209H182L181 211L179 210V211H180V212H179L180 214H181L182 211L184 212ZM188 209H187V211H188ZM190 209L193 210V208H190ZM13 210H14V209H13ZM56 210H57V209H56ZM91 210H92V208H91ZM130 210H131V209H130ZM130 210H129V211H130ZM143 210H144V209H143ZM158 210H159V209H158ZM158 210H157V211H158ZM165 210H166V209H165ZM169 210H170V209H169ZM176 210H177V209H176ZM199 210H200V209H199ZM227 210H228V209H227ZM11 211H12V210H11ZM35 211H36V212H35ZM37 211H38V213H37ZM48 211H49V210H48ZM48 211H47V212H48ZM54 211H55V209H54ZM61 211H62V210H61ZM63 211H64V210H63ZM86 211H87V209H86ZM144 211H146V210H144ZM157 211H155L154 214H156V215L158 216L159 213H158ZM159 211L161 212L162 210L160 209ZM171 211H172V209H171ZM174 211H175V210H174ZM206 211H207V210H206ZM209 211H210V210H209ZM213 211H214V209H213ZM221 211H222V209L220 210V212H221ZM12 212H13V211H12ZM42 212L45 213V211H42ZM51 212H52V210H51ZM84 212H85V208H84V211H83L82 213H84ZM92 212H93V211H92ZM127 212H128V211H127ZM162 212L164 213L165 211L163 210ZM177 212H178V211H177ZM201 212H202V211H200V213H201ZM204 212H205V211H204ZM204 212H203V213H204ZM207 212H208V211H207ZM216 212H217V211H216ZM222 212H223V211H222ZM227 212H228V211H227ZM44 213H42V214L44 215ZM54 213H55V212H54ZM56 213H57V212H56ZM63 213H62V214H63ZM73 213H72V214H73ZM77 213L80 214V213H79V210H78ZM96 213H97V212H96ZM118 213H119V212H118ZM118 213H117V214H118ZM128 213H129V212H128ZM166 213H167V211H166ZM166 213H165V214H166ZM185 213H186V211H185ZM190 213H191V212H190ZM192 213H193V212H192ZM211 213H212V211H211ZM214 213H215V212H214ZM217 213L219 214V212H217ZM217 213H215V214H216V218H217ZM0 214H1V213H0ZM5 214H6V213H5ZM13 214H14V212H13ZM47 214H48V213H47ZM51 214H52V213H51ZM60 214H61V213L58 212V215H60ZM72 214L69 213L68 215H72ZM117 214H116V215H117ZM124 214H125V213H124ZM139 214H140V211H139ZM142 214H143V213H142ZM142 214H141V216L143 217ZM176 214H177V213H176ZM215 214H214V215H215ZM221 214H222V213H221ZM226 214H227V213H226ZM229 214H230V213H229ZM54 215L56 216V214H54ZM90 215H91V214H90ZM105 215H106V214H105ZM121 215H122V214H121ZM144 215H145V214H144ZM159 215H160V214H159ZM167 215H171V212L168 213ZM172 215H173V213H172ZM177 215H178V214H177ZM181 215H183V214H181ZM188 215H189V214H188ZM191 215H193V214H191ZM202 215H203V214H202ZM209 215H210V214H209ZM211 215H212V214H211ZM223 215H224V212H223L222 216H223ZM0 216H1V215H0ZM2 216H3V215H2ZM2 216L0 217V236H1V237H2V236L6 237V234H7V233H6L5 231H6L8 228L5 229V226H6V224H8V223H6V221H4L5 218H3ZM80 216H81V214H80ZM82 216H81V217H82ZM100 216H101V215H100ZM103 216H104V215H103ZM109 216H111V214H110ZM122 216H124V215H122ZM157 216H156V218H157ZM161 216H163V217L165 216V217H166V215H161ZM161 216H160V217H161ZM174 216H175V215H174ZM179 216H180V215H179ZM179 216H177V217L181 219V216H180V217H179ZM184 216H185V215H184ZM193 216H194V215H193ZM193 216H192V217H193ZM195 216H196V215H195ZM198 216H199V215H198ZM206 216H207V215H206ZM219 216H220V215H219ZM234 216H235V217H234ZM242 216H245V217L242 218ZM6 217H7V216H6ZM14 217H15V216H14ZM49 217H50V216H49ZM56 217H57V216H56ZM118 217H119V216H118ZM150 217H151V216H150ZM212 217H213V215H212ZM240 217H238V220L240 219ZM72 218H73V215H72ZM91 218H92V217H91ZM109 218H110V217H109ZM125 218H126V217H124V219H125ZM171 218H172V217H171ZM195 218H196V217H195ZM200 218H202V219H201L200 222H199V219H200ZM200 218L198 217V219H197L198 222H197V221H194V220L192 219L193 221H191L190 224H195V223L197 222V224H195V225H197V226H198L199 223L201 224V226L204 225V224H203L204 222L201 223V221H202L203 219H205L206 217L203 218V216L201 217V215H200ZM207 218H208L207 221H208V223H209L210 226H211V224H215V223H213L214 219L216 220L215 216L213 217V218H214L213 221H212V219H211L212 222L209 221L210 218H211V216H210V218H209V217H207ZM48 219H49V218H48ZM106 219H107V218H106ZM115 219H116V218H115ZM115 219H114V220H115ZM120 219H122V218H120ZM141 219H142V218H141ZM143 219H144V217H143ZM160 219H161V218H160ZM173 219H174V220L176 219V221H179V220H177V218H175V217H173ZM173 219H172V220H173ZM182 219H183V218H182ZM184 219H187V217H185ZM184 219H183V220H184ZM224 219H225V218H224ZM7 220H8V219H7ZM14 220H15V219H14ZM88 220H90V219H88ZM100 220H103V219H100ZM109 220H111L112 223H111ZM183 220H182V221H183ZM195 220H196V219H195ZM217 220H218V221H217ZM217 220L215 221L216 223L219 222V219H218V218H217ZM226 220H225V221H226ZM236 220H237V219H236ZM253 220H255V221H254L255 223L258 222V223H257V226H254L255 224H254L253 222H252V223H253L254 225L251 224V221H253ZM256 220H257V221H256ZM50 221H51V219H50ZM52 221H53V220H52ZM83 221H84V220H83ZM144 221H145V220H144ZM144 221H143V223H144ZM205 221H206V219H205ZM207 221H206V222H207ZM7 222H8V221H7ZM139 222H140V221H139ZM145 222H146V221H145ZM154 222H155V221H154ZM154 222H153V223H154ZM169 222H170V221H169ZM171 222H172V221H171ZM179 222H180V225H181V223H182L181 220H180ZM179 222H178V225H179ZM183 222H186V220H184ZM192 222H195V223H192ZM236 222H237V221H236ZM46 223H47V222H46ZM49 223H50V222H49ZM51 223H52V222H51ZM85 223H87V220L84 221L83 224H85ZM174 223H175V222H174ZM176 223H177V222H176ZM186 223L189 224V222H186ZM186 223H185L184 226L182 225L185 229H187L188 227H191V226L188 225V224H187L188 227H185V226H186ZM210 223H211V224H210ZM220 223H221V221H220ZM233 223H234V222H233ZM238 223H237V224H238ZM246 223H245V224H246ZM87 224H88V223H87ZM100 224H101V223H100ZM105 224H107V223H105ZM116 224H117V223H116ZM118 224L120 225V223H118ZM183 224H184V223H183ZM200 224H199V226H200ZM245 224H244V226H245ZM250 224H251V225H250ZM258 224L260 225V227H261V225H262L263 228H260V227L258 226ZM8 225H9V224H8ZM8 225H7V226H8ZM27 225H29L28 228H26ZM53 225H54V224H53ZM73 225H75V227H74ZM76 225H77V226H76ZM85 225H86V224H85ZM85 225H84V227H85ZM88 225H89V224H88ZM92 225H93V226H92ZM141 225H142V224H141ZM171 225H172V224H171ZM180 225H179V226H180ZM206 225H207V224H206ZM209 225H208V227H209ZM230 225H232V224L230 223L229 226H230ZM82 226H83V225H81L80 228H82ZM86 226H87V225H86ZM91 226H92V227H91ZM149 226H150V225H149ZM176 226H177V225H176ZM199 226H198V227H199ZM201 226H200V227H201ZM218 226H221V224L218 225ZM222 226H223V225H222ZM232 226H233V225H232ZM237 226H238V225H237ZM241 226H243V225H241ZM241 226H240V227H241ZM244 226H243V227H244ZM247 226H245V227L247 228ZM73 227H74L75 229H74ZM76 227H77V229H76ZM116 227H117V226H116ZM143 227H144V226H143ZM143 227H142L141 229H143ZM146 227H147V226H146ZM150 227H151V226H150ZM157 227H159V226L157 225ZM167 227H168V226H167ZM167 227H166V229H167ZM192 227H193V228H191L192 231L190 232V234L192 233L191 235H193V234L196 233V231H195L196 229L194 230V226H193V225H192ZM198 227H195V228H197V231L199 230V232H197L198 234L196 233L197 235H199V234L201 233L200 231H203V230H204V229H202V227H201V228L199 227L200 229H198ZM245 227H244V228H245ZM256 227L259 228V231H256V230H258V228H256ZM80 228H79V229H80ZM138 228H139V230H140V232H141L140 235H139V233H138V232H139ZM174 228H176V227H174ZM204 228H205V227H204ZM209 228H210V227H209ZM219 228H220V227H219ZM219 228H218V229H219ZM227 228H228V227H227ZM229 228H230V227H229ZM233 228H234V226H233ZM233 228H232V229H233ZM235 228H236V227H235ZM235 228H234V229H235ZM237 228H238V227H237ZM9 229H10V228H9ZM48 229H50V228H48ZM58 229H59V231H57ZM82 229H83V228H82ZM117 229H118V228H117ZM158 229H159V228H158ZM179 229H180V228H179ZM214 229H215V228H214ZM216 229H217V228H216ZM220 229H221V228H220ZM247 229L249 230V228H247ZM118 230H119V229H118ZM118 230H116V231H118ZM120 230H119V231H120ZM137 230H138V231H137ZM146 230H147V229H146ZM187 230H189V228H188ZM207 230H208V228H207ZM224 230H225V229H224ZM242 230H243V228H242ZM242 230H241V232H242ZM248 230H244L245 232H242V234L246 233ZM7 231H8V230H7ZM11 231H12V230H11ZM84 231H85V232H84ZM116 231H115V229H114V231H113L112 234H115ZM119 231H118V234H119ZM156 231H157V230H156ZM166 231H167V230H166ZM174 231H177V229L174 230ZM178 231H180V230H178ZM182 231H183V230H182ZM185 231H186V230H185ZM185 231H184V233H185ZM193 231H194V232H193ZM204 231H206V230H204ZM209 231H210V230H209ZM215 231H216V230H215ZM215 231H214V232H215ZM250 231H249V233H250ZM99 232H100V231H99ZM147 232H148V231H147ZM235 232H236V231H235ZM13 233H14V232H13ZM44 233H45V234H44ZM78 233H79V234H78ZM101 233H102V232H101ZM150 233H151V231H150ZM188 233H189V232H188ZM229 233H230V232H229ZM232 233H233V232H232ZM251 233H250V236L252 235ZM15 234H16V233H15ZM173 234H174V233H173ZM176 234H177V233H176ZM178 234H179V233H178ZM181 234H182V232H181ZM181 234H180V235H181ZM196 234H195V235H196ZM202 234H204V233H201V235H202ZM205 234H206V233H205ZM208 234H209V233H208ZM215 234H216V233H215ZM221 234H222V231H221ZM87 235H89V236H87ZM99 235H100V234H99ZM138 235H139V236H138ZM149 235H150V234H149ZM151 235H152V234H151ZM151 235H150V236H151ZM180 235H179V236H180ZM182 235H183V234H182ZM184 235H185V234H184ZM187 235H188V234H187ZM209 235H210V234H209ZM212 235H213V234H212ZM223 235H224V234H223ZM225 235H226V233H225ZM229 235H230V234H229ZM248 235H249V234H248ZM55 236H56V235H54V237H55ZM79 236H80V237H79ZM164 236H165V235H164ZM172 236H173V235H172ZM193 236H194V235H193ZM193 236H192V237H193ZM199 236H200V235H199ZM230 236H231V235H230ZM244 236H247V234L244 235ZM244 236H243V237H244ZM250 236H249V237H250ZM20 237H21V236H20ZM22 237H23V236H22ZM144 237H145V236H144ZM147 237H149V236H147ZM154 237H155V236H154ZM187 237H188V236H187ZM195 237L200 239V237H198V236H194L193 238H195ZM220 237H221V236H220ZM220 237H219V238H220ZM226 237H227V236H226ZM232 237H234V235H233ZM7 238H8V236L6 237V239H7ZM40 238H42V239H40ZM149 238H150V237H149ZM190 238H191V237H190ZM196 238H195V239H196ZM221 238H222V237H221ZM221 238H220V239H221ZM247 238H248V237H247ZM253 238H254V239H253ZM6 239H5V240H6ZM39 239H40V241H39ZM47 239H49V240L51 239L52 241L50 240V241H51V242H50V241L47 240ZM107 239H108V240H107ZM112 239H114V238H112ZM112 239H111V240H112ZM144 239H145V238H144ZM199 239H197V240H199ZM205 239H206V238H205ZM207 239H208V238H207ZM235 239H236V238H235ZM249 239H250V238H249ZM2 240H3V239H2ZM16 240H17V239H16ZM42 240H43V241H42ZM93 240H96V237H95V239L93 238ZM117 240H118V241H117ZM203 240H204V239H203ZM222 240H223V239H222ZM45 241H47V242L45 243ZM108 241H109V243H108ZM224 241H225V240H224ZM228 241H230V240H228ZM249 241L251 242V240H249ZM249 241L247 240L248 243H250ZM17 242H18V241H17ZM17 242L15 241V239L13 240L12 238L9 237V238L7 239V243H6V244H8L7 246H9L10 249H13V250H14V249L16 248V246H17ZM28 242H29V241H28ZM49 242H50V245H52L51 247L55 248L57 251H56L55 249L51 248V247L49 248L50 245L47 244V243H49ZM94 242H95V241H93V243H94ZM117 242H118V243H117ZM125 242H127V244H125ZM129 242H130V243H129ZM134 242H133V243H134ZM137 242H138V241H137ZM175 242H176V241H175ZM179 242H180V241H179ZM204 242H205V241H204ZM207 242H208V241H207ZM207 242H206V243H207ZM245 242H246V241H245ZM255 242L253 241V244H254ZM1 243H2V242H1ZM34 243H32V244H34ZM128 243H129V244H128ZM147 243H149V242H147ZM188 243H189V242H188ZM194 243H195V242H194ZM196 243H197V242H196ZM196 243H195V244H196ZM233 243H235V242H233ZM248 243H247V245H250V244H251V243H250V244H248ZM4 244H5V243H4ZM28 244H29V243H28ZM95 244H96V243H94V245H95ZM175 244H176V243H175ZM185 244H186V243H185ZM192 244H193V243H192ZM202 244H203V243H202ZM224 244H225V243H224ZM236 244H237V243H236ZM133 245H134V244H133ZM167 245H168V244H167ZM200 245H201V244H200ZM203 245H204V244H203ZM7 246H6V247H7ZM32 246H33V245H32ZM138 246H139V245H138ZM170 246H171V244H170ZM183 246H184V245H183ZM193 246H194V245H193ZM205 246H206V245H205ZM223 246H224V245H223ZM225 246H228V245L225 244ZM242 246H243V245H242ZM251 246H252V245H251ZM90 247H91V246H90ZM140 247H141V246H140ZM151 247H152V246H151ZM179 247H180V246H179ZM181 247H182V246H181ZM191 247H192V245H191ZM197 247H198V246H197ZM214 247H215V246H214ZM231 247H232V246H231ZM245 247H246V245H245ZM255 247H256V246H255ZM17 248H18V247H17ZM28 248H30V246H28ZM200 248H201V246H200ZM218 248H219V247H218ZM218 248H217V249H218ZM227 248H228V247H227ZM229 248H230V247H229ZM247 248H248V247H247ZM85 249H86V248H85ZM124 249H126V248H123V251H124ZM127 249H128V248H127ZM127 249H126V251H127ZM223 249H224V248H223ZM225 249H226V248H225ZM234 249H235V248H234ZM244 249H245V248H244ZM249 249H251V248H249ZM15 250H16V249H15ZM71 250H73V252H71ZM87 250H88V249H87ZM185 250H186V249H185ZM188 250H189V249H188ZM214 250H215V249H214ZM218 250H219V249H218ZM251 250H252V249H251ZM257 250H258V249H257ZM261 250H262V251H261ZM8 251H9V250H8ZM28 251H29V250H28ZM30 251H31V250H30ZM55 251H56L57 253H55ZM81 251H82V250H81ZM81 251H80L79 253H82V252H83V251H82V252H81ZM133 251H134V250H133ZM148 251H149V250H148ZM177 251H179V249H178ZM194 251H195V250H194ZM225 251H226V250H225ZM236 251H238V250H236ZM236 251H234V252H236ZM241 251H242V250H241ZM245 251H246V250H245ZM254 251H256V250H254ZM10 252H12V251H10ZM58 252H59L60 254H59ZM70 252H71V253H70ZM151 252H152V251H151ZM216 252H217V251H216ZM228 252H231V251L229 250ZM250 252H253V250L250 251ZM250 252H249V253H250ZM26 253H27V252H26ZM157 253H158V252H157ZM157 253H156V254H157ZM168 253H169V252H168ZM170 253H171V252H170ZM173 253H174V252H173ZM187 253H188V252H187ZM195 253H196V252H195ZM202 253H203V252H202ZM205 253H206V252H205ZM241 253H242V252H241ZM255 253H257V252H255ZM11 254H12V256L14 255L13 253H11ZM16 254H17V253H16ZM28 254H29V253H28ZM77 254H78V253H77ZM159 254H160V253H159ZM171 254H172V253H171ZM171 254H170V255H171ZM174 254H175V253H174ZM203 254H204V253H203ZM224 254H225V253H224ZM226 254H227V253H226ZM231 254H232V253H231ZM246 254H247V253H246ZM251 254H252V253H251ZM251 254H250V255H251ZM263 254H264V253H263ZM9 255H10V254H9ZM81 255H82V254H81ZM128 255H129V254H128ZM165 255H167V254H165ZM165 255H164V256H165ZM195 255H196V254H195ZM198 255H199V253H198ZM217 255H218V254H217ZM217 255H216V256H217ZM219 255H220V254H219ZM248 255H249V254H248ZM257 255H258V254H257ZM259 255H260V254H259ZM70 256H71L72 258H71ZM164 256H161V257H164ZM185 256H186V255H185ZM191 256H192V255H191ZM205 256H206V255H205ZM205 256H204V257H205ZM225 256H227V255H225ZM238 256H239V255H238ZM261 256H262V255H261ZM261 256H259V257L261 258ZM263 256H264V255H263ZM14 257H15V255H14ZM74 257H75L76 259H77V258H78V259H77V260L75 259L74 262H73ZM86 257H87V256H86ZM210 257H211V256H210ZM227 257H228V256H227ZM230 257H231V256H230ZM251 257H252V256H251ZM257 257H258V256H257ZM259 257H258V258H259ZM27 258H28V257H27ZM70 258H71V259H70ZM178 258H179V257H178ZM215 258H216V257H215ZM249 258H250V257H249ZM165 259H166V258H165ZM176 259H177V258H176ZM208 259H209V258H208ZM223 259H224V258H223ZM225 259H226V258H225ZM236 259H237V258H236ZM239 259H241V258H239ZM252 259H253V258H252ZM252 259H251V260H252ZM8 260H9V259H8ZM13 260H14V258H13ZM13 260H12V261H13ZM229 260H230V259H229ZM12 261H11V262H12ZM123 261H124V260H123ZM143 261H144V260H143ZM143 261H142V264H143ZM195 261H196V260H195ZM205 261H206V260H205ZM207 261H208V260H207ZM219 261H220V260H219ZM263 261H264V260H263ZM133 262H134V261H133ZM184 262H185V261H184ZM223 262H225V261H223ZM17 263H18V262H17ZM130 263H131V262H130ZM170 263H171V262H170ZM187 263H188V262H187ZM196 263H198V262H196ZM235 263H236V262H235ZM11 264H14V263H11ZM148 264H149V263H148ZM189 264H190V263H189ZM216 264H218V263H216ZM228 264H229V263H228Z\"/></svg>","mask_w":264,"mask_h":264}]
</instances>
